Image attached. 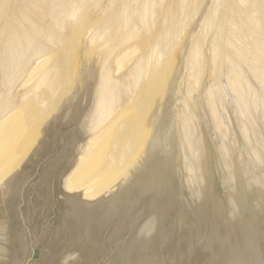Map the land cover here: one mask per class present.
Masks as SVG:
<instances>
[{"label":"water","instance_id":"water-1","mask_svg":"<svg viewBox=\"0 0 264 264\" xmlns=\"http://www.w3.org/2000/svg\"><path fill=\"white\" fill-rule=\"evenodd\" d=\"M96 78L61 106L0 184V264H264V184L242 176L233 152L229 188L223 178L219 184L203 135L196 197L185 189L175 73L142 123L139 141L157 120L163 126L132 176L95 199L63 190L84 141Z\"/></svg>","mask_w":264,"mask_h":264},{"label":"rangeland","instance_id":"rangeland-1","mask_svg":"<svg viewBox=\"0 0 264 264\" xmlns=\"http://www.w3.org/2000/svg\"><path fill=\"white\" fill-rule=\"evenodd\" d=\"M8 1H10V0H8ZM12 2H10V4H12L13 5V7L10 5V7H11V10H10V7L8 8V12H12V13H14V12H16V9L19 7V6H21L22 5V7H24V6H26L25 8L26 9H28V6H29V9L30 8H36L35 9V11L36 12H38V9L39 8H42V9H40V11L41 10H43V13L45 14V17H46V13H47V11H49L50 9L52 10L53 9V11H49L48 12V15H47V17H46V20H47V18H48V20L47 21H49V23L51 22V23H53L52 24V27L53 28H49V27H51V25L50 24H48L47 23V21L45 20L44 21V19H45V17H44V19H43V16H42V18H41V15H42V13H40V12H38L37 13V15L41 18V19H39V20H41V21H43V22H41L40 23V21L38 22V23H40V25L36 22V24H33V19L31 20L32 22H31V24H33L32 26L35 28V30L34 31H36V34H34L35 32L33 31V34H34V36L36 37V40H34V36L32 37L31 36V38H30V42L29 43H31L32 41V45L31 44H29L27 41H25V37L24 36H22L23 34L22 33H24L25 34V36L27 37V35L26 34H28V31H29V33L30 34H28V36L29 35H33L32 34V29H34V28H30L31 26H29L28 28H30L31 29V32H30V30L28 29L27 30V27L26 28H24V27H22V24L20 23L21 22V20H14V23L12 24V22H11V25H13V27H14V25L17 23V21H19L18 23H17V26H15V27H20V28H24V29H22V33H21V30L20 31H18V34L19 35H21L22 37H23V43H25V42H27V43H25L24 45L25 46H27L28 44V48H29V46H30V48H29V50H27L26 49V51H27V53H26V51H24V53L25 54H30V53H32V52H30L29 53V51H33V53H34V50H35V47H36V45H38V47L40 48V46L42 45L43 46V49H42V46H41V48L39 49L38 47L36 48V52L34 53L35 55H37V56H35L34 55V57L32 56L33 54H30L29 55V57H27V55H25L24 53L22 54L21 52H22V50H25L24 48L25 47H23V43L22 42H20L21 40H18V39H20V38H22L21 36H19L18 37V35H15L13 32H16L17 30V28H15L14 29V31L11 29H9L10 28V26H8V24L5 22V18L3 17V22H2V19H1V17H0V24L2 25V23L4 24L3 26H5V27H3L2 26V30L1 31H3L2 32V35H0V40L1 39H3V38H7L8 36H9V34L11 33L12 34V38H11V34H10V38L12 39V40H14L15 39V37L13 38V35L14 36H17L16 37V39H17V41H19V42H17V41H15V43H17L16 45H18L19 47L18 48H21V45H22V48L21 49H19V51H18V53L20 52L23 56H24V58L25 57H27L26 58V60L29 62H27V63H25L27 66H33V65H35L36 66V68H35V70H37V64H36V61H37V57L39 58V60H40V58L42 57V56H44L43 54L45 53L47 56V60L45 61V59H44V57H42L41 58V60L42 59H44V63L41 65V64H38L40 67V69L38 68V70L37 71H35V72H39L40 74L38 75V73H37V75L35 74V72H34V76H32V78L29 80V83H28V86L26 85V86H22V87H20L19 85H15L16 87H14V88H9V89H12V97L14 96H18V95H21V96H18V98H20L19 99V101L17 102V103H15V104H11V105H13V107H14V105H16V106H18L19 107V105H20V108H17L16 106H15V109L17 108L18 109V111H20V112H25V111H21L22 109H23V104H24V102H22V100H21V97L24 95L25 96V94H26V91L31 87H33V85H35L36 86V84H37V86L39 85V83L42 81V80H45L46 78H49V77H52L51 78V80L54 78L53 76H51L52 75V73H53V71H54V67H55V65H56V63H57V61H58V57L57 56H55V57H53V55H51V54H49V55H51V57H49L48 56V53H52V52H50V51H55L56 50V48H60V47H62L64 50L66 49V51H68L69 52V54H68V57H69V60L71 59V61L72 62H69L68 61V58H67V60H64V62L63 63H61V61L60 62H58L57 64H59V66L61 65V67L60 68H62L63 70H64V68H71V69H73V73L75 74H78V76H79V72L81 71L80 69H81V67L83 66V67H88L87 69L89 70V67H91V65L92 66H97V69L99 70V69H105L106 67H108L109 65L111 66L112 64L110 63V62H112L113 63V65H114V68H112L113 67V65H112V71L109 69V67L107 68V70H109V71H111V72H109V71H107V70H105V72L104 71H101V75H98V76H96L97 77V80H96V82H95V87H94V92H93V97H92V99H94V100H91V104H92V102H94L95 104H96V106H95V108H93V109H96V110H99V108H100V110H99V113L101 112V115L99 114V116H100V119H99V121L101 120V122H97V125H99L98 123H101L100 124V126H96V124H94L95 126H96V128L97 127H99V129H100V127H101V125L103 126L102 127V130H101V132H100V130L97 128V134H95V133H93V131L92 130H94V129H96V128H94L93 129V127H92V129H88L89 127H90V125H88L87 123H89L88 121H90V120H87V123L85 124V125H87L88 127H87V129H85L86 131H85V137H84V141H85V143H84V141H83V145L81 146V149H79L78 150V153H77V159H78V157H80V151H82V152H85V154L88 156L86 159H85V162H83L84 164L82 165V166H78V168L72 173V176H71V179H72V183H73V185L70 187V189H68L69 191L68 192H74V191H78V190H81L82 191V194H81V197L83 198V199H88V200H90V199H95L96 197H98L99 195H101V194H103L104 196H106V195H108V194H110L111 192H113L114 190H116V188L115 187H117L118 186V188H119V184H120V186L122 185V183H121V180L120 179H122L123 177L122 176H124V175H126L129 171H132V173H134L136 170H135V168H138V166L140 165V161L142 162V160H143V157H145V156H143L144 154H146V152L148 151V149L145 151V153L144 152H142V150H140V149H136V148H134V147H132V145H135V144H132L133 143V141H135L136 140V136H134V138H132L133 136L132 135H135L136 134V132H134V134H133V132H132V130L134 129L133 128V124H134V126H136V129H137V132H138V130H140L141 129V126H142V123H140V120H141V118L139 117V113L141 112L140 111V109L141 110H144L145 108H149V107H151V106H149L148 107V105L147 104H150L151 105V102H153V98H157V95H158V98H160V99H158V103L160 104L161 103V97H160V95L162 94V88H163V86L161 85L162 84V81H163V85L164 84H166V80H168L169 79V76H171L172 74H174L173 72H175V74L177 75V84H176V89H175V96H176V94L177 93H179L178 91H181L182 90V85H181V83L179 82V78H180V75L178 74V71H179V73L181 74V75H183L184 73V69L182 70L181 69V67L183 68V64H185V50H186V44H187V42L186 41H184L185 40V38L187 37V36H189V34H191V33H195V34H199L200 35V38H201V35H202V33H204L203 35H204V37H203V35H202V41L204 40L205 41V39H206V33L207 34H209L208 35V39H209V41H208V43L207 42H201L203 45H202V47L200 48V46H199V48L200 49H198L199 50V53L198 54H196L197 53V51H196V53L195 54H193L192 53V51H191V53L193 54V55H195V57H196V55H197V57H198V55H202V54H200V50L204 47V46H207V47H209V45L212 47V48H215L216 47V50H220L219 52L220 53H218V55H217V57L215 58L216 59V61H218L217 62V65H219V66H222V67H225V64H226V66H228V68H226V69H228V70H226V71H224L223 73L222 72H218V75L219 76H217V74H216V76L218 77H214L213 78V81L211 80V82H210V80L208 81V79H206L205 81H206V84L207 83H209L210 82V86L208 85V88L209 87H211V89L213 90V97L212 98H214L213 100L215 101V102H217V104H215V105H217L216 106V108L218 107V111H217V113H215V114H219V112H220V114H221V116L219 115V120L221 119H223V121H224V123H228V124H226L227 125V127H228V125H229V128H226L227 130H228V133L227 132H222L223 131V129H224V127H222L221 125H218L219 126V128H220V126H221V128H222V131L220 130V129H218V126H215V124H217L216 123V121H214L215 122V124L212 122V117H210L209 115H210V113H209V110L207 109V107H206V104H205V107L202 105V99H203V94L202 93H200V95H201V97H200V95H199V87L201 86V85H203V83H202V81L205 79H201V80H199L200 81V83L199 82H197L198 83V86L199 87H197L198 88V90H197V88H196V86H194L195 88H196V90H195V88H194V90H192L193 92H191V90H190V92H188V93H190L189 95H187V93L185 94L186 96H187V98H184V96L185 95H183V98L186 100V102H188L189 104H190V102L192 103L193 101H192V99L194 100V101H196L197 103V105H195V106H197L196 108H198L199 106V108H205V111H204V109H203V111H202V109H197V111H199V110H201L200 112H201V119H200V121H201V125H202V127H203V133H201L202 132V127H201V125H200V123H198V122H200L199 121V116L197 117V115H199L198 113H197V115H196V117L194 116V114H196V112L194 111V108H195V106L192 108V106L194 105L193 103H192V105H190V106H187L188 108L189 107H191L192 109V111L190 112L191 114L188 116L187 114L189 113V111H187L186 110V108L184 107V110H183V107H182V110L183 111H185L186 110V113L184 112V114H186V116L188 117V120H189V118H190V120L192 119V115L195 117V122H194V120L192 121V122H188V120L187 119H185V121L186 122H188V124L190 125V123L191 124H198L200 127H201V129L199 128V126L198 125H196L197 126V128H196V126H195V128L197 129H194L193 127H194V125H193V127H192V129L193 130H196L198 133L200 132V134L201 135H205L206 136V139H207V143H208V146H209V150H210V154H211V157H212V161H213V165H214V171H215V173H216V176H217V179L219 180V184L220 185H223V179H224V182L226 183V185L229 187V188H232L233 187V184H232V180H231V177H230V175H231V173H232V164H231V158H230V153L231 152H233V154L235 155V158H236V160H237V163H238V166H239V168H240V171H241V174H242V176L243 177H245V178H247V179H250V180H253V181H255V182H258V183H261V184H264V182H262L263 181V179H264V160H263V150L261 149V147H260V144H259V146H258V144H256V140H253V138H254V136H256L257 135V137H255L257 140L259 139V140H261V144L262 145H264L263 143H264V135H263V133H264V126H262V124L264 125V123H262L263 122V120H264V118H262L261 116H259L260 115V111H258V105L259 104H261V102L263 103L264 101V53L263 54H261V53H258V55H259V58L258 59H254V58H256V57H258L257 56V54H256V52H254V49H252L253 47H249L248 49H246V50H244L241 54H239V56H238V54H236V53H230V51H231V49L233 48V46L235 45H233L232 46V44H230V43H232V40L234 39V41H235V38H238V37H241V34L243 33H241V32H239V33H241V34H239V33H237V27L236 26H232L231 28H230V26L229 27H227L226 29H227V31H225L226 29H223V27H225V26H220V24L221 23H218L219 21H217V19H219V20H222V18H224L227 14H228V12H229V9H230V7L229 6H232L233 7V5H232V3L234 4V3H236V0H233L232 2H230L231 0H223L222 1V3H221V5L224 3V5H222L221 6V8H222V12H221V15H220V13H219V10L221 9L220 8V5H219V9H216V14H215V12L213 13V14H211V12H208V8H207V6H212L213 7V5H212V3L211 2H209L210 0H204L203 1V3H207V5H206V3L205 4H203L202 3V0L200 1V0H192V2L190 1V2H186V1H188V0H180V2L182 1L184 4H185V2H186V4H185V6H184V4H181V3H179L177 0H171V2L172 1H174V3H176V7H175V5L173 4V5H171L172 6V8H174V9H178V6L180 5V7L182 6V10L184 9V11H185V9H186V13H185V15L187 16V18H188V22L186 21L187 19L185 18V27H184V25H182V26H180V28H178L177 26V28L180 30H178V29H176V27H175V25H173L174 27H172V26H170V21H171V19H170V17H168L167 18V16H166V22H167V26H166V31H167V33H168V35H171L172 37H174V39L171 37V40H170V36L169 37H166V38H164V41H162V43L163 44H161L160 46H163V50H165L164 52H163V58L162 59H159L158 61H157V59H153L152 60V64L151 63H147L146 65L144 64L141 68H136V76H137V79H136V82H137V80H139V85L138 84H136V85H138L137 86V89L136 88H134V87H136V85L134 84V82L135 81H133V80H135L134 78H132V81L131 80H129L128 81V79H131L129 76L127 77L126 75H127V73H128V70H130V68L132 69L133 67H134V63L136 62V60L135 59H137V58H140L141 56H143V54H144V50H145V52H146V50H147V48H148V50L150 49L149 47H147L148 46V44H147V40H148V37L150 36V34H148V35H145V32L144 33H141L142 35H143V37H142V40L140 39L141 37H139L138 39H140V40H137V39H133L131 36V39H132V41H133V43L132 42H130L131 40L128 38V42H129V48H128V46H126L128 43H127V41H126V39H125V43L123 42V46H121L120 48H119V50H121L122 49V51H119L118 49H116L117 50V52H116V50L115 51H113L114 53V55L113 56H111V55H109L110 57H108V55L106 54V57L105 58H103L102 59V55H104V52L105 51H107V49H108V47L110 48L111 46H116L117 45V41L116 40H114V41H111V39L109 38L110 36L109 35H112V36H114V37H122L123 36V34H124V32L125 31H127L126 29L125 30H122V31H120V33H119V35L120 36H118V33L117 32H119V30H113L112 28V30L110 29V28H108L107 30H106V32H107V35H105L106 34V32H105V34H104V36H101V37H99V36H97V35H93V37L91 38V40L92 41H90L91 42V44H89V46L87 45V43H85V41L83 40V38H85L86 36L84 35L86 32H88V28L89 27H91L90 25H94V24H101L100 23V21H103V19L105 20L107 17H110V16H113L114 14L116 15V13H115V11L114 10H118L119 8H118V4L120 3H123L124 1H126V0H119V3H118V0H102L101 2H100V0H97V1H99V5H98V3H96V0H95V2H94V0H91L92 2V4H94V8L93 9H96L97 8V10H96V12L94 11H90L92 8V4L90 5L89 3H90V0H86L85 1V3H84V1H82V2H78V0H32L31 2H30V0H21L22 1V3L23 4H20L19 2L20 1H18V0H15V2H13L14 0H11ZM33 1H34V3H33ZM55 1H57V2H55ZM114 1H115V3H114ZM167 1V2H166ZM194 1V2H193ZM200 1V2H199ZM225 1H227V2H225ZM238 1V0H237ZM260 1V0H259ZM259 1L257 0L255 3H256V6L257 7H260L259 5H261L262 3H264V0H261V1H263V2H261L260 1V3H259ZM17 2H18V4H17ZM25 2H26V4H25ZM27 2L29 3L28 4V6H27ZM63 2V3H62ZM74 2H77V3H75L74 4ZM113 4H112V3ZM166 2V3H165ZM169 0H164L161 4L163 5V3H164V5H163V7L164 6H167V5H169ZM239 2V1H238ZM253 2V1H252ZM14 3H16V6H14L15 4ZM31 3L34 5H31ZM82 3V4H81ZM84 3V4H83ZM87 3V4H86ZM168 3V4H167ZM190 3H192V4H190ZM200 3V4H199ZM226 3V4H225ZM39 4V6H37ZM53 4H54V6H53ZM64 4V5H63ZM86 4V5H85ZM91 6L90 8H89V5ZM101 4H102V6H101ZM112 4V5H111ZM120 4H119V6H120ZM166 4V5H165ZM178 4V5H177ZM187 4H188V6H187ZM209 4V5H208ZM228 4V5H227ZM229 4H231V5H229ZM240 4V3H239ZM259 4V5H258ZM17 5H19V6H17ZM40 5H42L41 7H40ZM58 5V6H57ZM60 5V6H59ZM63 5V6H62ZM84 5L86 6V7H84ZM98 5V6H97ZM193 5H194V8H192L193 7ZM198 5V6H197ZM200 5V6H199ZM204 5V7H202ZM227 5V6H226ZM263 5V4H262ZM68 6H70L72 9H73V11H75V10H77V11H75V12H77L78 13V10L80 9V11L79 12H81V9H82V7H83V10H82V12L84 11L85 12V18H87V19H85L84 21H83V19H84V16H83V18H82V16H78V18L80 19V18H82V19H80V24H81V26H80V24H79V21H78V19H77V16H74L73 14H74V12L72 13V15L71 14H69V13H61L60 14V12H63V10H64V8L65 7H68ZM75 6V7H74ZM78 6V7H77ZM97 6V7H96ZM109 6H112L111 8H112V10H111V8L109 7ZM197 6V7H196ZM226 6V7H225ZM15 7V8H14ZM44 7V8H43ZM61 7V8H60ZM81 7V8H80ZM89 9H88V8ZM116 7V8H115ZM184 7V8H183ZM186 7V8H185ZM6 8V7H5ZM4 8V9H5ZM31 9L30 10V12H31V14L33 13V14H35V15H33L35 18L37 17L36 16V12L35 11H32V10H34V9ZM48 8V9H47ZM63 8V9H62ZM84 8H86L85 10H84ZM101 8V9H100ZM107 8V9H106ZM171 8V7H170ZM226 8V10H227V12H223V10ZM47 9V10H46ZM59 9L61 10L60 12H59ZM92 9V10H93ZM99 9V10H98ZM199 9V10H198ZM205 9V10H204ZM257 9V8H256ZM101 10V11H100ZM116 10V11H117ZM168 10H170V9H168ZM173 9H171V11H172ZM191 10V11H190ZM232 10V9H231ZM18 11V10H17ZM46 11V12H45ZM114 12V14H113V12ZM174 11V10H173ZM205 11H206V15H207V17H208V15H214V17L212 18V19H214L213 21H215V22H213V21H211V23H213V24H211V23H209V22H207V24L209 25V27H208V25L205 23V21H203L204 20V18H202V17H205V19H208V20H210L209 18H206V15L204 14L205 13ZM225 11V10H224ZM257 11H260V9L258 8V10ZM256 10H254L253 11V13L254 14H256V16L257 17H260V15L258 14L259 12H257ZM53 13V15L51 14L50 15V13ZM109 12H110V14H109ZM155 12H157V11H153L152 13H151V16L152 17H155L157 14H155ZM187 12H189V15H188V13ZM196 12V13H195ZM204 12V13H203ZM208 12V13H207ZM59 15H58V14ZM113 15H112V14ZM224 13V14H223ZM43 14V15H44ZM63 14V15H62ZM79 14V13H78ZM77 14V15H78ZM192 14H193V17H192ZM253 14V15H254ZM56 15H58L60 18V20H61V24H60V26H59V22L58 21H60V20H58L57 22H56ZM61 15V16H60ZM137 15V14H136ZM169 15V14H168ZM223 15V16H222ZM225 15V16H224ZM49 16H51L50 17V19L51 18H53L52 20H50L49 19ZM216 16V17H215ZM221 16V17H220ZM252 17V24H253V22H254V26H247V27H249V31H250V29L251 30H253V28L256 26V25H258V24H260V26L262 25V26H264V22H263V20H262V22L260 23L259 22V20H260V18H257V17ZM63 17V18H62ZM70 17H73L74 18V20H72V23H71V19L72 18H70ZM75 17H76V19H75ZM91 17V18H90ZM106 17V18H105ZM190 17V18H189ZM55 18V19H54ZM204 22H200L201 20ZM211 18V17H210ZM255 18V19H254ZM13 19H14V17H13ZM12 19V20H13ZM17 19H19V18H17ZM57 19H58V17H57ZM170 19V20H169ZM254 19V20H253ZM36 20H37V18H36ZM77 21V23L76 22H74V21ZM82 20V21H81ZM7 21V20H6ZM15 21H16V23H15ZM169 21V22H168ZM223 21V20H222ZM45 22V23H44ZM62 22L64 23L63 25H62ZM73 22H74V24H73ZM82 22H84V24H82ZM187 22V23H186ZM6 23V24H5ZM75 23H76V25H75ZM201 23H203L204 25H202ZM218 23V24H217ZM258 23V24H257ZM19 24H21V25H19ZM42 24H44V25H42ZM46 24V25H45ZM71 24H73V25H75V26H73V33H71L70 32V30H72L71 28ZM187 24V25H186ZM217 24V25H216ZM249 24H251V22H249ZM256 24V25H255ZM10 25V24H9ZM30 25V24H29ZM39 25V26H38ZM49 25V26H48ZM54 25V26H53ZM78 25H79V27L80 28H78V30H76L75 31V28L76 27H78ZM219 25V26H218ZM8 26V27H7ZM36 26H37V28L39 29V31H38V29H36ZM44 26V27H43ZM68 26H69V31H68ZM204 26V27H203ZM217 26V27H216ZM42 27H43V29H42ZM71 27V28H70ZM161 27V26H160ZM159 27V28H160ZM169 27V28H168ZM188 27V28H187ZM214 27V28H213ZM222 27V28H221ZM234 27V29H236V30H232V28ZM20 28H18V29H20ZM171 28V29H170ZM174 28V29H173ZM206 28H208V29H206ZM211 30H210V29ZM217 28V29H216ZM218 28H220L219 30H218ZM228 28L229 29H231V30H228ZM49 29H50V31H49ZM54 29H55V31H54ZM110 29V30H109ZM170 30V32L172 31H174V32H176L177 33V31H178V34L180 33L182 36V38L180 39L181 41L179 42V45L178 46H176L177 47V49L175 48V46H173L176 50H177V52H176V50L173 52V50H174V48L171 46V45H174V43L173 44H168L167 46H166V44L165 43H167L166 41H167V39L169 38V40H168V43H172L171 41L173 40V41H175V39H176V33L174 34V32L172 33H170L169 34V30ZM205 29V30H204ZM222 29V30H221ZM6 30H8V31H6ZM51 30H52V32H51ZM176 30V31H175ZM207 30V31H206ZM215 30V31H214ZM27 31V32H26ZM43 31V32H42ZM46 31V32H45ZM51 32V33H49V32ZM59 31V32H58ZM63 31V32H62ZM67 31V32H66ZM92 30H90L89 32H88V35H87V38H88V36H92V34H94V32H91ZM101 31V30H100ZM110 31V32H109ZM214 33H213V32ZM229 31V32H228ZM232 31V32H231ZM236 31V32H235ZM40 32L42 33V34H40ZM48 32V33H47ZM62 32V33H61ZM69 32V33H68ZM78 32V33H77ZM191 32V33H190ZM210 32V33H209ZM218 32V34H216ZM8 34V36H7V34ZM43 33H45V34H49L50 36L49 37H52V35H53V37L51 38L52 40H49V38H48V40H46V42H50L49 44L48 43H46L45 41H43L44 40V37H42V35L43 36H45V34H43ZM60 33H61V35H60ZM66 33H68V34H66ZM77 33V34H76ZM121 33H123L122 34V36H121ZM213 33V34H212ZM223 33V34H222ZM231 33V34H230ZM251 33V35L253 34L252 32H248V34H247V29H246V32H245V34H247L248 36H249V34ZM260 33H263V32H260ZM259 33V34H260ZM1 34V33H0ZM4 34H5V36H4ZM37 34H38V37H39V39H37L38 37H37ZM40 34V35H39ZM147 34V33H146ZM158 34H161V33H158ZM173 34H174V36H173ZM229 34L231 35L230 36V39L229 40H231V38H232V40H231V42L230 43H228L229 41H227V43H228V45H229V47L227 46V43H226V38H227V35H228V37H229ZM232 34H233V36H235V34H236V36L233 38L232 37ZM244 34V33H243ZM243 34H242V36H243ZM245 34H244V36H245ZM258 34V37H259V40H261L262 38H264V34H262V37H260V35ZM64 35H65V37H64ZM71 35V37H69V36ZM78 35V36H77ZM117 35V36H116ZM167 35V34H166ZM167 35V36H168ZM211 35L215 38L214 40H212L211 41ZM226 35V36H225ZM251 35L249 36V37H251ZM1 36H3V38H1ZM57 36V37H56ZM84 36V37H83ZM141 36V35H140ZM147 36V37H146ZM243 36V37H244ZM8 37V38H9ZM66 37H67V39L68 40H66ZM138 37V36H137ZM137 37H135V38H137ZM254 37V36H253ZM32 38H33V40H32ZM41 38V39H40ZM58 38V39H57ZM65 38V39H64ZM145 38H147L146 39V43H145ZM218 38H219V40H218ZM244 38H248V37H244ZM261 38V39H260ZM11 39H7L8 41H6V45L8 46L9 44H8V42L9 43H12V46L15 44L14 43V41L12 42V40ZM15 39V40H16ZM45 39H46V37H45ZM105 39V40H104ZM183 39V40H182ZM217 39V40H216ZM240 39H242V37L240 38ZM240 39H238V40H240ZM9 40H11V41H9ZM27 40H28V38H27ZM40 42V43H42L41 45H40V43L39 44H36V42L38 43V41ZM41 40H42V42H41ZM85 40H86V38H85ZM103 40V41H102ZM237 40V39H236ZM25 41V42H24ZM29 41V40H28ZM34 41H36L35 42V44H34ZM116 41V42H115ZM214 41V42H213ZM215 41H216V44H215ZM262 41V40H261ZM263 41H264V39H263ZM262 41V42H263ZM1 42V41H0ZM95 42V43H94ZM59 43V44H58ZM65 43V44H64ZM127 43V44H126ZM211 43H213L212 45H211ZM34 44V45H33ZM52 44V45H51ZM55 44V45H54ZM126 44V45H125ZM151 44H152V42H151ZM219 44H221V45H219ZM16 45H14V46H16ZM60 45V46H59ZM66 45V46H65ZM133 45V46H132ZM263 45H264V43L262 44V45H260L259 47H263ZM11 46V44L9 45V47ZM31 46H33V47H31ZM186 46V47H185ZM221 46V47H220ZM230 46H232L231 48H230ZM8 47V48H9ZM26 47V48H27ZM65 47H67V48H65ZM89 47V48H88ZM151 47H152V45H151ZM171 47V48H170ZM211 47H209V48H211ZM219 47V48H218ZM224 47V48H223ZM17 48V49H18ZM218 48V49H217ZM42 49V50H41ZM128 49V50H127ZM129 49H130V52H128L129 51ZM167 49V50H166ZM171 49H173L172 51H171ZM222 49V50H221ZM229 49V50H228ZM21 50V51H20ZM38 50V51H37ZM94 51V52H92V51ZM126 50V51H125ZM225 50V51H224ZM263 50V52H264V48L262 49ZM47 51V52H46ZM49 51V52H48ZM53 51V52H54ZM89 51H90V53H89ZM171 53H170V52ZM222 51V52H221ZM40 52V53H39ZM87 52H88V54H87ZM96 52H97V54H98V56H100L101 57V61L103 62V64H105L104 66H101V65H103V64H101V62H99V61H96L95 60V64H94V61L92 62L91 61V56H90V54L92 55V53H93V55L95 54V55H97L96 54ZM115 52H116V56H115ZM120 52V53H119ZM128 54H127V53ZM142 52H143V54H142ZM169 52V53H168ZM245 52H247V53H245ZM249 52V53H248ZM19 53V54H20ZM168 53V54H167ZM222 53V54H221ZM227 53V55H229L230 57L228 58V60L229 59H231L230 60V62H228L227 60H226V58L227 57H225L224 55ZM253 53H255L256 55H255V57L254 58H249L251 61H250V64L248 63V61H249V59L247 58V61L245 62V61H240V58L243 56V55H247V56H250L251 57V54H253ZM18 54V56L19 57H15L16 59L17 58H20V55ZM83 54V55H82ZM111 54V53H110ZM123 54H125L124 56H123ZM130 54H131V57H130ZM133 54V55H132ZM137 54V55H136ZM172 54V55H171ZM183 54H184V56H183ZM220 54H221V56H220ZM224 54V55H223ZM261 54V55H260ZM14 55H16V54H14ZM21 55V56H22ZM40 55V56H39ZM55 55V54H54ZM122 55V56H121ZM166 55V56H165ZM191 55V54H190ZM223 55V56H222ZM13 56V55H12ZM12 56H10V58L12 57ZM30 56H32L31 58H30ZM73 56V57H72ZM136 56V57H135ZM165 56V57H164ZM244 56V57H245ZM14 57V56H13ZM108 57V58H107ZM114 57V58H113ZM120 57V58H119ZM128 57L130 58V60L128 59ZM222 57V58H221ZM32 59V60H30V59ZM49 58V59H48ZM112 58V60H115V61H111L110 59ZM122 58V59H121ZM127 58V59H126ZM135 58V59H134ZM183 58V59H182ZM219 58V59H218ZM223 58H225V59H223ZM261 58V59H260ZM35 59V60H34ZM57 59V60H56ZM89 59H90V61H89ZM105 59V60H104ZM108 61H107V60ZM126 59L130 64H131V62L133 61V60H131V59H134V62H133V65L131 64H126L127 62L126 61H124V60ZM197 59V58H196ZM215 59L214 60H207L206 62H204V63H202V65H201V67L200 68H198V71H200L199 69H201V71H205V69L206 68H208V66H210L211 64H213L214 63V61H215ZM218 59V60H217ZM223 59V60H222ZM34 60V61H33ZM38 60V62L40 63V61ZM80 60V61H79ZM104 60V61H103ZM118 60V61H117ZM120 60L121 61H123L124 62V64H123V62H120ZM54 61V62H53ZM74 61V62H73ZM87 61V62H86ZM106 61V62H105ZM182 61H184L183 62V64H182ZM197 61V60H196ZM216 61H215V64H216ZM221 61V62H220ZM222 61H223V63H222ZM239 61V62H238ZM24 62H25V59H24ZM37 62V63H38ZM99 62V63H98ZM114 62H117L116 64L114 63ZM126 62V63H125ZM156 62H157V64H156ZM168 62L170 63L169 64V66L168 67H165L166 66V64L168 65ZM220 62V63H219ZM227 62V63H226ZM80 63V64H79ZM106 63H108V64H106ZM122 65H121V64ZM166 63V64H165ZM207 63V64H206ZM219 63V64H218ZM230 63V64H229ZM52 64V65H51ZM64 64V65H63ZM101 64V65H100ZM121 65L120 67H118V66H116V65ZM160 64V65H159ZM227 64H229V65H227ZM51 65V66H50ZM98 65L99 66H101L100 68H98ZM108 65V66H107ZM206 65H208V66H206ZM230 65H231V67H230ZM236 65V66H235ZM34 66V67H35ZM53 66V67H52ZM64 66H66V67H64ZM133 66V67H132ZM176 66V67H175ZM218 66V67H219ZM257 67V69L255 68V71L253 70L254 69V67ZM261 66V67H260ZM263 66V67H262ZM48 67V68H47ZM103 67V68H102ZM105 67V68H104ZM173 67V68H172ZM237 67V68H236ZM94 68V67H93ZM119 68V69H118ZM176 68V69H175ZM96 69V70H97ZM138 69V70H137ZM141 69V70H140ZM231 69V70H230ZM67 70V72H68V69H66ZM94 70H95V68H94ZM95 70V71H96ZM97 70V71H98ZM99 71V72H100ZM127 71V72H126ZM140 71V72H139ZM141 71H142V73H141ZM145 71V72H144ZM152 73V74H154L155 75V80H153L152 78L154 77H152L150 80V82H148V80H149V74L148 73H150V72ZM183 71V72H182ZM229 73H228V72ZM231 71V72H230ZM88 72V71H87ZM90 72V71H89ZM105 74H104V73ZM109 72V74H110V77H109V79L107 80L106 79V77L107 76H105L106 75V73H108ZM126 72V73H125ZM24 73V72H23ZM22 73V74H23ZM43 73V74H42ZM96 73V72H95ZM103 73V74H102ZM113 73V74H112ZM141 73V74H140ZM156 73V74H155ZM183 73V74H182ZM22 74H20V77H23V75L25 76L26 75V73H24L23 75ZM82 74V73H81ZM87 74H89V73H87ZM97 74V73H96ZM115 74V75H114ZM139 74H140V76H139ZM145 74V75H144ZM171 74V75H170ZM224 74V75H223ZM227 74V76H225ZM10 75L11 76V78L14 80V81H12V79L11 78H9V80H8V76ZM83 75V74H82ZM86 75V72H84V76ZM117 75V76H116ZM6 76H7V80H6ZM84 76H83V78H84ZM102 76V77H101ZM105 76V78L103 79V77ZM114 76H116L115 78H113ZM17 77V76H16ZM19 77V76H18ZM98 77H101L100 78V80H99V78ZM120 77L121 78H123V82L121 83V85L119 86V85H116V81H118V79H120ZM158 79H160V80H158ZM160 77H164L165 79H163L162 78V81H161V78ZM206 78H207V76H205ZM2 78V77H1ZM1 78H0V81H2L1 80ZM15 77H13V75H11V74H6L5 75V78H2L3 80H5V82L4 83H6V81L7 82H9L8 84H10V86H11V84L13 83V82H15V79H14ZM37 78V79H36ZM56 79H57V77H55ZM83 78L78 82V85H76V88L78 89L77 90V92H73V90L72 89H74L75 88V86H72L71 87V85L73 84H71V83H69L68 84V87L66 88V89H68L69 87L71 88V89H68L69 91L71 90V92H73V94L71 93L70 95H69V93H67L66 94V92H69L68 90H66V92H65V94H64V96H68V98L69 99H71V98H73L75 95H77V93L82 89V87H83V85L85 84V83H83ZM202 78H203V76H202ZM212 78V77H211ZM234 78V79H233ZM22 78H20L19 80H21ZM36 79V80H35ZM40 79V80H39ZM105 79H106V81H105ZM156 79H157V81H156ZM18 80V83L20 82ZM32 80V81H31ZM164 80H165V82H164ZM234 80H236L235 82H236V87H235V84H234V82L233 81ZM17 81V80H16ZM56 81H58V80H55L54 79V82H55V86H59V84H60V79H59V81L58 82H56ZM98 81V82H97ZM108 81V82H107ZM110 81V82H109ZM208 81V82H207ZM3 82V81H2ZM12 82V83H11ZM112 82V83H111ZM115 84H114V83ZM131 82V83H130ZM161 82V83H160ZM179 82V83H178ZM213 82V83H212ZM233 83L234 85L232 86V84H231V86L229 85V83ZM1 83V82H0ZM17 83V82H16ZM58 85H57V84ZM83 83V84H82ZM127 83H129L130 85L129 86H126V84ZM133 83V84H132ZM153 83H155V84H153ZM2 84V83H1ZM7 83H6V85H8ZM160 86H158V85ZM100 85V87H98ZM157 85V86H156ZM177 85H178V87H177ZM206 85V86H207ZM1 87H5V88H0V95H4V93H6V94H8V90L7 91H5L6 90V88L9 86H3V85H0ZM19 86V87H18ZM180 86H181V88H180ZM215 86H216V88H215ZM238 86V87H237ZM247 86V87H246ZM26 87V88H25ZM57 87H53L52 89H51V91H48V90H46L45 92H42L40 95H41V101H44V97L46 96H49V93H50V95L51 94H53V90L54 91H57ZM115 87H118L119 89L117 90H115L114 92H109L110 91V89H112V88H115ZM125 87H127L126 89H125ZM152 87H154L153 89H152ZM232 87H234L235 89H239L240 87V89L238 90V91H236V90H234V88H233V90H234V92L236 91V94H237V98H238V100H237V98H235V95H233V90L231 89ZM245 89V91H250V92H245L244 91V89ZM23 88V89H22ZM63 88V87H62ZM149 88V89H148ZM161 88V89H160ZM179 88V89H178ZM2 89V90H1ZM56 89V90H55ZM122 89H123V92H122ZM134 89H136V90H134ZM152 91H151V90ZM181 89V90H180ZM220 89V91H218ZM232 91H231V90ZM4 90V91H3ZM22 90H24L23 92H22ZM129 90H130V92H129ZM151 92H150V91ZM154 90V91H153ZM157 90H159V92H157ZM161 90V91H160ZM219 94V95H221L222 96V98H221V96H219L217 93H215V91ZM241 90V92H240V95H241V100H242V102H245L244 103V105L245 106H247L246 107V109H245V111H243V109L245 108V106L243 107V105H241V102H240V98H239V91ZM244 92H243V91ZM1 91L2 92H4V93H1ZM105 91V92H104ZM132 91V92H131ZM135 91V92H134ZM147 91H148V93H147ZM156 91V92H155ZM196 91H199L198 92V95H199V97H200V100H201V105H200V101H199V104H198V101L196 100V99H198L199 100V97L197 98V92ZM222 91V92H221ZM254 91V92H253ZM104 92V93H103ZM108 92V93H107ZM155 92V96L156 97H153V94L152 93H154ZM232 92V93H231ZM251 92H253V95H252V93ZM21 93V94H20ZM45 93V96H43V94ZM132 93H134V97L135 96H137V97H135V100L134 101H136V102H133V100H132V98H134L133 97V94ZM143 93V94H142ZM146 93V94H145ZM181 93V92H180ZM223 93V94H222ZM244 93H248V94H244ZM255 93V94H254ZM258 93V94H257ZM261 93V94H260ZM15 94V95H14ZM47 94V95H46ZM62 94V93H61ZM99 94H101V96L99 95ZM126 94V95H125ZM151 94V95H150ZM157 94V95H156ZM249 94H251V95H249ZM95 95H97V96H95ZM98 95L100 96V98H106V99H104L103 101H99V100H96V97H97V99H99V97H98ZM104 95H105V97H104ZM130 95H131V99L129 98L130 97ZM197 95V96H196ZM247 95H249V98L250 99H253V102H252V100H251V102H250V99H248L247 97V99L245 98V96H247ZM257 95L259 96V97H257ZM6 97H7V95H5ZM110 96V97H109ZM129 96V97H128ZM196 98H195V97ZM223 96H224V98H223ZM252 96H254L255 97V99H257L258 98V100H260V99H262L260 102L259 101H257V100H255L254 99V97L252 98ZM3 97V96H2ZM1 96H0V98H1V102L2 101H4L6 98H2ZM116 97V98H115ZM192 97V98H191ZM234 97V98H233ZM244 97V98H243ZM260 97H263V98H260ZM23 98V97H22ZM146 98L147 99H149V101L148 100H146ZM189 98V99H188ZM202 98V99H201ZM114 99V100H113ZM117 99V100H116ZM118 99H120L119 101H118ZM150 99H151V101H150ZM183 99V100H184ZM218 99L221 101V105L223 106V105H225L224 106V109L226 110L227 108H229L228 110H227V113H229V115L227 114V116H229L228 118L229 119H227V117H225L226 116V114H225V112H224V110H222L223 109V107L222 106H219L220 104H219V102H218ZM223 99V100H222ZM246 99V100H245ZM63 100V99H62ZM62 100H61V102H62ZM249 100V101H248ZM254 100H255V102L257 101V102H259V104L257 105V102H256V104H255V102H254ZM16 101V100H15ZM97 101V102H96ZM99 101V102H98ZM132 101V102H131ZM146 101V102H145ZM155 101V100H154ZM190 101V102H189ZM232 101V102H231ZM234 101H238V102H236V103H234ZM20 102V103H19ZM22 102V103H21ZM142 102H143V104H142ZM214 102V103H215ZM249 102V103H248ZM41 103H43V102H41ZM93 103V104H94ZM99 103V104H98ZM101 103V104H100ZM203 103H205V102H203ZM224 103V104H223ZM231 103H232V106H231ZM238 103V106L239 107H237V106H235V104H237ZM255 104V105H257V109H254L253 110V108L251 107V105H249V104ZM26 104L28 105V106H26ZM59 104H61L60 102H59ZM91 104H90V107H89V109L91 108ZM92 104V105H93ZM94 104V105H95ZM142 105V106H145L146 105V107H143L142 108V106H139V105ZM153 104V103H152ZM173 104H175L174 102H173ZM219 104V105H218ZM115 105V106H114ZM126 105V106H125ZM199 105V106H198ZM227 105H229L228 107H227ZM26 106V107H25ZM57 106H58V104H57ZM98 106H100V107H98ZM24 110L26 109L27 111L28 110H31V108L32 107H34L33 105H32V107H31V105L29 106V104H28V101L27 102H25V104H24ZM30 107V108H29ZM59 107V106H58ZM57 107V108H58ZM98 107V108H97ZM174 107V106H173ZM172 107V109H173V121H174V127H176L177 125H178V129H179V125H180V121H181V123L182 122H184V124H185V121H182V117H181V112L180 111H182L181 109L179 110V114H178V116H177V113H178V111H176V109H174ZM220 107H222V109L220 108ZM240 107H242L243 109H241ZM22 108V109H21ZM46 108V107H45ZM56 108V109H57ZM61 108V107H60ZM103 108V109H102ZM124 108V109H123ZM140 108V109H139ZM232 108V109H231ZM241 109V115L243 114V117H244V115H245V117H247L248 115H250V114H248V113H250V108H251V115L253 116H248V121H249V123H248V121L246 120L244 123L242 122V124H243V126L245 125L246 126V128L245 127H242L243 129H245L244 131H241V126L242 125H240V121H244L242 118V116L240 115V111H239V109ZM255 108H256V106H255ZM7 109V108H6ZM14 108H13V110H15ZM20 109V110H19ZM33 109V108H32ZM34 109H35V107H34ZM88 109V111H87V114H86V116L89 114L88 112L90 111V115H91V109L89 110ZM92 109V110H93ZM134 111H133V110ZM150 109V108H149ZM238 109V110H237ZM247 109H249V110H247ZM8 110L10 111V110H12L11 109V107H9L7 110H6V112H5V114L4 113H2V112H4L3 111V109H2V112L0 113V119L2 118V119H4V115H5V118L8 120L10 117H11V119H10V121H11V123L12 122H14V120L16 119V115H13V113L16 111H11L10 112V114H8ZM43 110H44V112H43ZM52 110V109H51ZM51 110H46V109H42V110H40L39 112H38V115H37V119H40V122L41 121H43L44 119L43 118H45L46 117V119H45V122L43 121V122H41L42 124L40 125H37V123L34 125V127L36 126H38L39 127V129H38V131H36L37 133H35V134H38V137L37 138H35L36 136H34V127H33V124H34V120L33 121H31V123H32V125H31V129H30V126H27V125H25V126H22V130H20L19 131V129H20V126H19V128L17 129V130H15L14 131V133H15V135H16V137H18V141L17 142H19V144H23V145H26V149H29L28 151L29 152H27V154H25V155H15V154H17V153H15L14 154V152H12V150H10L9 149V147H7V144H6V147H5V152L4 153H1L0 152V166H1V169L3 170V179L5 180L6 179V177L11 173V171H14V169H16V168H12L11 170H10V166H9V164L11 163V162H14L16 159H19V162H18V164L16 165L17 167L21 164V163H23L24 162V160L27 158V156L29 155V153L31 152V150L33 149V147H34V145L36 144V142H37V140H38V138L40 137V134L42 133V131H43V129L45 128V126H46V123H48V122H46V121H49L53 116V114H51L50 112H51ZM104 110V111H103ZM119 110V112L118 113H115V112H117ZM148 109H146V111H147ZM158 110H160V105H158ZM196 110V109H195ZM223 111V113H222V111ZM234 110V112H236V113H233L232 111ZM253 110V111H252ZM258 111V113L256 112V111ZM1 111V110H0ZM49 111V115L50 116H48V118H47V115H48V113H46V112H48ZM103 111V112H102ZM146 111H144L143 112V114H146L145 112ZM232 113H231V112ZM55 112H57V110L55 111ZM95 112H98V111H95ZM148 112V111H147ZM176 112V113H175ZM204 112V113H203ZM239 112V113H238ZM245 112H247V114H244ZM255 112V113H254ZM8 115H7V114ZM26 113V112H25ZM142 113V112H141ZM140 113V114H141ZM174 113H175V115H174ZM183 113V112H182ZM193 113V114H192ZM209 113V114H208ZM36 114H37V112H36ZM41 114V115H40ZM47 114V115H46ZM184 114H182V116L184 115ZM237 114V115H236ZM256 114H257V117H256ZM12 115V116H11ZM23 115V114H22ZM89 115V116H90ZM206 115V116H205ZM223 115V116H222ZM235 115V116H234ZM2 116V117H1ZM8 116H9V118H8ZM26 116V115H25ZM40 116V117H39ZM42 116V117H41ZM52 116V117H51ZM89 116H87L88 118H86V119H89ZM180 116V117H179ZM237 116V117H236ZM29 117H35V113H33V115L31 116V115H29ZM112 117V118H111ZM183 117H185V115L183 116ZM222 117V118H221ZM234 117H236V118H234ZM244 117V118H245ZM251 118V120H250V118ZM109 118V119H108ZM176 118V119H175ZM179 118V119H178ZM255 119L254 121H255V123H254V121L252 122V119ZM259 118V119H258ZM260 118H262V119H260ZM43 119V120H42ZM49 119V120H48ZM86 119H85V121H86ZM116 120L115 121V123L114 124H111L112 123V120ZM139 120V122H138V124H136L135 125V123H132V122H136L137 123V121ZM178 119V120H177ZM196 119L198 120L197 122H196ZM240 119V120H239ZM245 119H247V118H245ZM111 120V121H110ZM113 120V121H114ZM126 120V121H125ZM203 120H204V122H203ZM214 120V119H213ZM229 120V121H228ZM238 120H239V122H238ZM261 120V121H260ZM9 121V120H8ZM18 121V120H17ZM39 121V120H38ZM105 121H108L107 123H109L110 122V124H105L104 122ZM209 121V122H208ZM222 121V122H223ZM37 122V121H36ZM221 121L219 122L218 121V123L219 124H221L222 123ZM248 124H247V123ZM118 123V124H117ZM128 123V124H127ZM213 123V124H212ZM251 123H253L252 125H251ZM104 124L106 125V126H104ZM120 124H124L125 126H126V124H127V126H129V127H124L123 128V130H122V133L124 134V132L126 133L128 130H130V132H132V134H130V132H129V134L127 135V133H126V136H128V138H129V140H128V138L127 139H125V141L126 140H128V143H127V141H126V143H127V148L126 149H128V150H125L126 151V153H128L129 155H131L130 156V158H129V156L127 157V155L125 154V157L123 158H121V160H120V162L118 161V163H116V164H113V165H111L110 167L111 168H106V166H104L105 167V169H104V167H103V171L105 172H107V170H109V172L108 173H112V172H114L116 175H114V173H113V175L111 174H108V173H106L104 176H105V178H104V180L101 182V183H98V184H95V186H93V185H91L90 183L91 182H89V176L90 175H92V174H94V173H98V172H100L99 171V166H101L100 164H104V161L103 160H105V158H106V156L105 155H107V154H109L113 149H114V145L115 146H117V144H118V142H121V138H119V140L118 141H116L117 143L115 144L114 143V141H113V139L115 140V137H117V134H120L119 133V130L118 129H115V127L117 128V127H120L119 125ZM130 124H131V127H130ZM177 124V125H176ZM187 124V123H186ZM251 125V128H249V126ZM259 124V125H258ZM123 125V126H124ZM232 125V126H231ZM156 126H159V127H162L163 126V122H162V120H157L153 125H152V127L150 128L151 130H152V132H154L153 131V129H154V127H156ZM185 126H187V128H185ZM184 127L181 125V129L184 131V128H185V132H187V129L189 130L188 132H190V130H191V127H189L188 125H185ZM192 126V125H191ZM204 126H205V129L206 130H204ZM215 126V127H214ZM256 126H257V128H256ZM3 127H4V124H0V148L2 147V145H3V141H4V135H5V133L3 132ZM24 127V128H23ZM114 127V128H113ZM138 127V128H137ZM217 127V128H216ZM255 127V128H254ZM86 128V127H85ZM130 128H132V129H130ZM140 128V129H139ZM177 128H175V132L176 131H178V129ZM209 128V129H208ZM212 128V129H211ZM215 128H216V130L218 131V130H220V136L222 137H220L218 134H217V131L215 130ZM232 128V129H231ZM234 128V129H233ZM247 128H249V130L247 129ZM23 129H25L24 131H23ZM135 129V130H136ZM201 131H200V130ZM242 129V130H243ZM252 129H253V131H252ZM262 129V130H261ZM2 130V131H1ZM89 130V131H88ZM99 130V131H98ZM134 130V131H135ZM180 130V129H179ZM225 130V129H224ZM247 130H248V132H247ZM21 131H23V132H21ZM87 131L89 132V134L87 133ZM103 131V132H102ZM113 131V132H112ZM182 131V133H184ZM226 131V130H225ZM262 131H263V133H262ZM19 132V133H18ZM91 132L95 135V137L93 136V134H91ZM117 134H116V133ZM179 132H181V130L180 131H178V132H176V135L179 133ZM193 133V135H191V136H195L196 137V141H199V138H197V137H199V135H198V133L197 134H194L195 132L194 131H192ZM242 132H245L246 134V136H247V138H246V140H248V142L249 143H247V141L245 140V138H244V136L242 135ZM256 134H255V133ZM18 133V134H17ZM101 133H103V134H101ZM181 133V137L178 135L177 136V142H178V148H179V154H180V162H181V170H182V177H183V183H184V185H185V189H186V191H187V193H189V194H194V197H196V194H197V190H198V188H197V181H196V178H195V173H196V176L198 177V178H200V173H199V168H198V161H199V159H200V157H201V150H202V148L201 147H199V145H197L198 146V149H200L199 151H200V154H199V151H197L196 152V147H194V145H196L197 144V142L195 143V137H191L192 139H190V138H185V139H183V136L182 135H184V134H182ZM215 133L217 134V135H215ZM250 135H249V134ZM255 135H254V134ZM90 136V134H91V136H93V139L94 138H97L98 139V141L96 142V141H94L93 139H92V137H89L88 135ZM98 134H99V136H98ZM116 134V135H115ZM190 134H191V132H190ZM222 134V135H221ZM121 135V134H120ZM196 135H198V136H196ZM201 135H200V144L202 143L203 144V139H201ZM231 135V136H230ZM252 135V136H251ZM254 135V136H253ZM97 136V137H96ZM113 136V137H112ZM115 136V137H114ZM124 136V135H123ZM185 136V135H184ZM188 135L186 134V137H187ZM212 136V137H211ZM220 137V139H218L219 137ZM100 137H102L101 139H100ZM125 137V136H124ZM154 137V136H153ZM188 137H190V136H188ZM227 139H226V138ZM251 137H252V139H251ZM111 138H112V140H111ZM126 138V137H125ZM132 138V139H131ZM145 138H146V140H145ZM183 140H185V141H183ZM217 138V139H216ZM250 138V139H249ZM89 139V140H88ZM92 139V140H91ZM135 139V140H134ZM148 139H149V134H146V136L141 140V141H143V143H153V140L151 141V140H149L148 141ZM182 140V142H181V140ZM222 139V141H220V143H218L219 142V140H221ZM32 140V141H31ZM89 142H91V143H93V145H91V143H90V145H91V147L88 145V141ZM100 140H101V142H100ZM133 140V141H132ZM145 140V141H144ZM217 140H218V142H217ZM94 141V142H93ZM111 141H113V142H111ZM129 141L131 142V144L129 143ZM138 142H141V141H139V139L137 140ZM148 141V142H147ZM156 141V140H155ZM188 141H189V143H188ZM223 141H225V142H223ZM255 141V142H254ZM124 142V141H123ZM136 142V141H135ZM185 142H186V144H185ZM221 142H223V144L226 146V148H223L224 147V145H223V147L221 146ZM252 144H251V143ZM99 143H101V146H99L100 144ZM102 143H104V146H105V144L107 145V147H108V149H109V147H110V151H108V149H107V147L105 146V149H104V151H102L103 149H100V148H104V146H102ZM109 143V144H108ZM151 143V144H152ZM155 143L156 142H154L153 143V145H155ZM191 143H192V145H193V147H192V145H191ZM194 143V144H193ZM253 143H254V145H253ZM257 143H259V141H257ZM128 144H130V146H131V149H132V153L130 154V151L131 150H129V148H130V146L128 145ZM151 144H148V145H151ZM191 145V150H190V148H188V147H190V146H188V145ZM199 144V143H198ZM220 144V145H219ZM250 144V145H249ZM88 145V147H90V148H87L86 146ZM144 145V144H143ZM153 145H151V146H153ZM253 145V146H252ZM30 146V147H29ZM182 146H184V147H182ZM188 146V147H187ZM201 146V145H200ZM204 146V145H203ZM220 146H221V148H222V150H219V148H220ZM82 147H84V148H82ZM149 147V150H150V146H148ZM217 147H219V148H217ZM252 147H253V154H252ZM256 149H255V148ZM85 148H87V149H85ZM185 149V150H183V149ZM188 148V149H187ZM192 148H194V154H196V155H192V152H190V151H192ZM220 148V149H221ZM241 148V149H240ZM251 149V151H250V149ZM83 149V150H82ZM89 149V150H88ZM197 149V150H198ZM216 149H218V150H216ZM224 149H225V151H224ZM227 149V150H226ZM257 149L259 150L258 152L259 153H261V154H258L256 151H257ZM261 149V150H260ZM86 150V151H85ZM181 150H183V152L181 151ZM189 150V151H188ZM254 150H256V151H254ZM184 151H185V153H184ZM223 152V155L221 154L222 152ZM12 152V153H11ZM98 152V153H97ZM109 152V153H108ZM182 152V153H181ZM226 152V153H225ZM190 153V154H189ZM186 154V155H185ZM185 155V156H184ZM188 155V156H187ZM227 155H229V156H227ZM256 155V156H255ZM102 156V157H101ZM138 156V157H137ZM200 156V157H199ZM221 156V157H220ZM258 156V157H257ZM131 157H133V158H131ZM137 157V158H136ZM104 158V159H103ZM125 158H126V160H125ZM129 158V159H128ZM136 158V159H135ZM190 160H189V159ZM76 159V160H77ZM123 159V160H122ZM128 159V160H127ZM135 159V160H134ZM185 159H188V161H186ZM227 159V160H226ZM260 159V160H259ZM195 160H196V162H195ZM100 161H101V163H100ZM129 161H131V163L134 161L136 164H134V162H133V165L129 162ZM16 162V161H15ZM76 162V161H75ZM103 162V163H102ZM128 162H129V165L130 166H128L127 164H128ZM185 162V163H184ZM229 162V163H228ZM123 163H124V166H123ZM186 164V165H185ZM263 164V165H262ZM103 166V165H102ZM101 166V167H102ZM122 166V167H121ZM96 167V168H95ZM127 167V168H126ZM129 167H130V169H129ZM186 167V168H185ZM98 168V169H97ZM125 168V169H124ZM192 168V169H191ZM197 168H198V170H197ZM230 168V169H229ZM107 169V170H106ZM112 169V170H111ZM115 169H117V170H115ZM128 169V170H127ZM194 169V170H193ZM229 169V170H228ZM93 170V171H92ZM119 170H120V172H119ZM97 171V172H96ZM102 171V172H103ZM119 172V173H118ZM193 172V173H192ZM227 172H228V174H227ZM108 174V175H107ZM107 175V176H106ZM110 175V176H109ZM115 176V177H114ZM121 176V177H120ZM130 176V175H129ZM117 177V178H116ZM254 177V178H253ZM223 178V179H222ZM117 179H118V181H117ZM120 180V181H119ZM124 180L125 179H123L122 181H123V184H124ZM128 180V179H127ZM261 180V181H260ZM62 181H63V177H62V180H61V186H62V188H63V190L65 189V191H67V188L65 187V185H64V181H63V183H62ZM115 181H117V182H115ZM106 182V183H105ZM112 182H113V184H115V183H117V186H116V184L115 185H113L112 184ZM126 182V181H125ZM102 183L104 184V185H102ZM88 185H90V188H91V191L92 190H94V189H96L97 188V186H98V188L96 189V190H94L93 192L95 193L96 192V194H89V195H91L92 197H90L89 195V197L87 196L86 197V195L84 196V194H83V192H84V189L85 188H89V186ZM102 185V186H101ZM99 186L102 188L101 190L99 189ZM103 186H105L104 188H103ZM115 186V187H114ZM114 187V189H112ZM86 190V189H85ZM95 197V198H94Z\"/></svg>","mask_w":264,"mask_h":264},{"label":"bare ground","instance_id":"bare-ground-1","mask_svg":"<svg viewBox=\"0 0 264 264\" xmlns=\"http://www.w3.org/2000/svg\"><path fill=\"white\" fill-rule=\"evenodd\" d=\"M18 1H20L19 3L20 4H23L22 3V1L21 0H18ZM27 1V0H26ZM32 0H30V2H31ZM59 1V0H58ZM82 1H84V3H85V1L86 0H78V2H82ZM102 0H100V2H101ZM110 1V0H109ZM164 0H126V1H124L123 3H119V0H118V3L120 4V6H119V4H118V10L116 11V10H114L115 11V13H116V15L114 14V12H113V16H110V17H105L106 19L104 20L103 19V21H100V25L98 24H94V25H90L91 27H89L88 28V32L90 31V30H92L91 32H94V34H92V36H88V38H87V35H88V32H86L84 35L86 36L85 38H86V40H85V38H83V40L85 41V43H87V45L89 46V44H91V42L90 41H92L91 40V38L93 37V35H97V36H99V37H101V36H104V34H105V32H106V30L108 29V28H112L113 30H119V32H117L118 33V36H120L119 35V33H120V31H122V30H127V31H125L124 32V34L123 33H121V36H122V34H123V36L122 37H114V36H112V35H109L110 37V39H111V41H114V40H116L117 41V45L116 46H111L110 48L108 47V49H107V51H105L104 52V55H102V59L103 58H105L106 57V54L108 55H111V56H113L114 54V52L113 51H115L116 49H118L119 50V48L121 47V46H123V42L125 43L127 40H128V38L131 36L134 40L135 39H137V40H142V37H143V35L141 34V33H144L145 32V35H148V34H150V36L148 37V40H147V44H148V46L147 47H149L150 49L148 50V48H147V50H146V52H145V50L143 51L144 52V54H143V52H142V54H143V56H141L140 58H137V59H135L136 60V62L134 63V67L131 69L130 68V70H128V73H127V77L129 76L131 79H128V81L129 80H131L132 81V78H134L135 80H133V81H135L134 82V84L136 85V84H138L139 83V80H137V82H136V79H137V76H136V68H141L144 64L146 65L147 63H151L152 64V60L154 59H157V61L159 60V59H162L163 58V52L165 51V50H163V46H160L161 44H163L162 43V41H164V38H166V37H169L170 36V40H171V35H168V33H167V31H166V26L170 23V26H172V27H174L173 25H175V27L177 26L178 28H180V26H182V25H184V27H185V18L187 19L186 21L188 22V18H187V16L185 15V13H186V9H185V11H184V9L182 10V6L180 7V5L178 6V9L176 10V9H174V8H172V6L171 5H175V7H176V3H174V1H172L171 2V0H169V5H167V6H164L163 7V5H164V3H163V5L161 4L162 2H163ZM178 1V0H177ZM192 2V0H188V1H186L187 3L188 2ZM195 1V0H194ZM193 1V2H194ZM197 1V0H196ZM201 1V0H200ZM199 1V2H200ZM203 1L204 0H202V3H203ZM222 1L223 0H210L209 2H211L212 3V5H213V7L211 6H207V8H208V12H211V14H213L214 12H215V14H216V9H219V5H220V8H221V6L222 5H224V3L221 5V3H222ZM228 1V0H227ZM227 1H225V2H227ZM233 0H231L230 2H232ZM239 1V2H238ZM236 0V3H232V5H233V7L232 6H229L230 7V9H229V12H228V14L224 17V18H222V20H219V19H217V21H219L218 23H221L220 24V26H225V27H223V29H226L227 27H229L230 26V28L232 27V26H236L237 27V33H239V32H243L244 34H245V32H246V29H247V34H248V32H252L253 34L251 35V33L249 34V36L251 35V37H249L247 34H245V36H244V34H243V36L244 37H248V38H244L243 36H242V34L241 33H239V34H241V37H242V39H240L241 37H238V38H235V41H234V39L232 40V38H231V40H232V43H230L231 42V40H229L230 39V34H229V37H228V35H227V38H226V43H227V41H229L228 43H230V44H232V46H233V48L231 49V51H230V53L232 54V53H236V54H238V56H239V54H241L244 50H246V49H248L250 46L251 47H253L252 49H254V52H256V54H257V56L258 57H256V58H254L255 57V53H253V54H251V57L250 56H245V55H243L241 58H240V61H247V58L249 59V58H254L255 60L256 59H258L259 58V55H258V53H261V54H263L264 52H263V48H264V45H263V47H259L260 45H262L263 43H264V41H263V39L264 38H260L261 40H259V37H258V34L260 33V32H263V33H260L259 35H260V37H262V34H264V26H260V24H258V25H256L254 28H253V30H251L250 29V31H249V27H247L248 25L251 27V26H254L253 24H254V22H253V24H252V17H255L256 16V14H254L253 13V11L254 10H258V8L260 9V11H257V12H259L258 14L260 15V17H257V18H260V20H259V22L261 23L262 22V20H263V22H264V3H262L261 5H259L260 7H257L256 6V1L257 0ZM253 1V2H252ZM259 1V0H258ZM261 1V0H260ZM260 1H259V3H260ZM10 2H12L11 0L10 1H8V0H0V17H1V19H2V22H3V17L5 18L4 20H5V22L8 24V26H10V30L12 29L13 31H14V29L15 28H17L16 30V32H13L15 35H18V37L19 36H21L22 34V36H24L25 37V41H27L28 43L30 42V38H31V36L33 37L34 36V34H36V31H34L35 30V26L33 27L32 25L33 24H36V22L38 23L39 21H40V23L41 22H43V21H41V20H39V19H41L42 18V16H43V19H44V17H45V14L43 13V10H41L40 11V9H42V8H39L38 9V12H40V13H42V15H41V18L39 17L40 15V13L37 15V13L38 12H36L35 11V9L34 10H32V11H35L36 12V18H37V20H36V18L33 16V15H35V14H31V12H30V10L32 9V8H30L29 9V6H28V2H27V6H28V9H26L25 7L26 6H24V7H22V5L21 6H19V5H17V6H19L17 9H16V12H14V13H10V12H8V8L10 7V5L13 7V5L12 4H10ZM13 2H15V0L13 1ZM55 2H57V1H55ZM92 1L90 0V5L92 4L91 3ZM94 2H95V0H94ZM167 2V1H166ZM165 2V3H166ZM179 3H181V4H184L182 1L180 2V0L178 1ZM186 2H185V4H186ZM229 2V1H228ZM261 2H263V1H261ZM33 3H34V1H33ZM63 3V2H62ZM75 3H77V2H74V4ZM83 3V4H84ZM96 3H98V5L100 4L99 3V1H97L96 0ZM112 3V2H111ZM114 3H115V1H114ZM167 3V4H168ZM173 3V4H172ZM206 3V2H205ZM205 3H203V4H205ZM240 3V4H239ZM15 5L14 6H16V3H14ZM17 4H18V2H17ZM25 4H26V2H25ZM82 4V3H81ZM87 4V3H86ZM85 4V5H86ZM88 4V5H89ZM113 4V3H112ZM111 4V5H112ZM185 4H184V6H185ZM189 4V3H188ZM188 4H187V6H188ZM190 4H192V3H190ZM200 4V3H199ZM226 4V3H225ZM31 5H33L32 3H31ZM64 5V4H63ZM62 5V6H63ZM84 5V7H86ZM89 5V8L91 7L92 9L94 8L93 6H94V4H92L91 6ZM97 5V6H98ZM166 5V4H165ZM178 5V4H177ZM206 5H207V3H206ZM209 5V4H208ZM228 5V4H227ZM226 5V6H227ZM229 5H231V4H229ZM34 6V5H33ZM37 6H39V4L37 5ZM42 5H40V7H41ZM53 6H54V4H53ZM58 6V5H57ZM60 6V5H59ZM96 6V7H97ZM101 6H102V4H101ZM198 6V5H197ZM196 6V7H197ZM200 6V5H199ZM225 6V7H226ZM6 7V8H5ZM75 7V6H74ZM78 7V6H77ZM110 8L112 7V6H109ZM171 7V8H170ZM202 7H204V5L202 6ZM223 7V6H222ZM5 8V9H4ZM15 8V7H14ZM44 8V7H43ZM61 8V7H60ZM81 8V7H80ZM88 8V7H87ZM88 8V9H89ZM116 8V7H115ZM184 8V7H183ZM186 8V7H185ZM192 8H194V5H193V7ZM257 8V9H256ZM48 9V8H47ZM46 9V10H47ZM63 9V8H62ZM86 8H84V10H85ZM90 10V11H95L96 12V10H97V8L96 9H93V10ZM101 9V8H100ZM107 9V8H106ZM168 9H170V10H168ZM171 9H173L172 11H171ZM224 9V8H223ZM232 9V10H231ZM10 10H11V7H10ZM18 10V11H17ZM37 10V9H36ZM51 10V9H50ZM49 10V11H50ZM82 10H83V7H82V9H81V12H79L80 11V9L78 10V13L77 12H75V11H77V10H75V11H73V9L70 7V6H68V7H65L64 8V10H63V12H60L61 10L59 9V12H60V14L61 13H69V14H71L72 15V13L74 12V16H77V19H78V21H79V24H80V19H82L83 18V16H84V19H83V21L85 20V19H87V18H85V12L83 11L82 12ZM99 10V9H98ZM111 10H112V8H111ZM199 10V9H198ZM205 10V9H204ZM225 10V11H224ZM223 10V12L225 13V12H227V10H226V8ZM49 11H47V13H46V17H47V15H48V12ZM51 11H53V9L51 10ZM101 11V10H100ZM153 11H157V12H155V14H157L155 17H152L151 16V13L153 12ZM191 11V10H190ZM46 12V11H45ZM185 12V13H184ZM207 12V13H208ZM221 12H222V8L219 10V13H220V15H221ZM188 13V15H189V12H187ZM196 13V12H195ZM204 13V12H203ZM223 13V14H224ZM44 14V15H43ZM53 15V13L51 12L50 13V15ZM58 14V13H57ZM78 14V15H77ZM109 14H110V12H109ZM137 14V15H136ZM169 14V15H168ZM205 15H206V11H205V13H204ZM226 14V13H225ZM254 14V15H253ZM59 15V14H58ZM58 15H56L57 17H58V19H57V17H56V22L58 21V20H60L61 18L58 16ZM63 15V14H62ZM72 15V16H73ZM82 16V18H78V16ZM61 16V15H60ZM166 16H167V18L168 17H170V19H171V21L167 24V20H166ZM223 16V15H222ZM13 17H14V19H13ZM46 17H45V19H44V21L46 20ZM50 17L51 16H49V19H50ZM192 17H193V14H192ZM211 17V18H210ZM214 17V15H208V17H207V15H206V18H209L210 20H208V19H205V17H202V18H204V20L203 21H205V23L207 24V22H209V23H211V21H213L214 19H212ZM216 17V16H215ZM221 17V16H220ZM17 18H19V19H17ZM39 18V19H38ZM60 18V19H59ZM63 18V17H62ZM70 18H72L71 19V23H72V20H74V18L73 17H70ZM91 18V17H90ZM190 18V17H189ZM13 19V20H12ZM21 20V24H22V27H24V28H26L27 27V30L29 29L30 30V32H31V29L32 28H34V29H32V34H33V31L35 32L33 35H29L28 36V34H30L29 33V31H28V34H26L27 35V37L25 36V34L24 33H22V29H24V28H20V27H15V26H17V23L19 22V21H17V23H16V21H15V25H14V27H13V25H11V22H12V24L14 23V20ZM33 19V24H31V20ZM53 18H51L50 20H52ZM75 19H76V17H75ZM169 19V20H170ZM200 19V18H199ZM255 19V18H254ZM253 19V20H254ZM7 20V21H6ZM47 20H48V18H47ZM46 20V21H47ZM201 20V19H200ZM200 21V22H203V21ZM1 21V20H0ZM82 21V20H81ZM207 21V22H206ZM59 22V26H60V24H61V20L60 21H58ZM74 22H76L77 23V21L75 20ZM74 22H73V24H74ZM85 22V21H84ZM84 22H82V24H84ZM186 22V23H187ZM213 22H215V21H213ZM249 22H251V24H249ZM5 23V24H6ZM40 23H38L39 25H40ZM45 23V22H44ZM47 23L48 24H50L51 25V27H49V28H53L52 27V24L53 23H49V21H47ZM76 23H75V25H76ZM204 23V22H203ZM203 23H201L202 25H204ZM208 23V24H209ZM217 23V24H218ZM10 24V25H9ZM21 24H19V25H21ZM30 24V25H29ZM64 23L62 22V25H63ZM73 24H71V29L72 30H70L69 29V26H68V31L70 30V32L71 33H73L72 31L74 30L73 29V26H75V25H73ZM78 24V23H77ZM207 24V25H208ZM211 24H213V23H211ZM216 24V25H217ZM4 24L2 23V25L0 24V35H2V32L3 31H1L2 30V26H3ZM38 25V26H39ZM42 25H44V24H42ZM46 25V24H45ZM73 25V26H72ZM187 25V24H186ZM7 26V27H8ZM29 26H31L30 28H28ZM41 26V25H40ZM49 26V25H48ZM54 26V25H53ZM80 26H81V24H80ZM161 26V27H160ZM205 26V25H204ZM203 26V27H204ZM219 26V25H218ZM3 27H5V26H3ZM44 27V26H43ZM43 27H42V29H43ZM160 27V28H159ZM176 27V29H178ZM208 27H209V25H208ZM217 27V26H216ZM221 27V28H222ZM6 28V27H5ZM18 28H20V29H18ZM78 28H80L79 27V25H78V27H76L75 28V31L76 30H78ZM169 28V27H168ZM186 28V27H185ZM188 28V27H187ZM214 28V27H213ZM7 29V28H6ZM36 29H38L37 28V26H36ZM109 29V30H110ZM111 29V30H112ZM171 29V28H170ZM174 29V28H173ZM181 29V28H180ZM206 29H208V28H206ZM210 29V28H209ZM217 29V28H216ZM220 28H218V30H219ZM234 29V27L232 28V30ZM21 30V35H19L18 34V31H20ZM25 30V29H24ZM101 30V31H100ZM169 30V29H168ZM179 30V29H178ZM205 30V29H204ZM211 30V29H210ZM222 30V29H221ZM228 30H231V29H229L228 28ZM234 30H236V29H234ZM233 30V31H234ZM6 31H8V30H6ZM38 31H39V29H38ZM49 31H50V29H49ZM48 31V32H49ZM54 31H55V29H54ZM108 31V30H107ZM176 31V30H175ZM180 31V30H179ZM207 31V30H206ZM215 31V30H214ZM220 31V30H219ZM225 31H227V29L225 30ZM27 32V31H26ZM43 32V31H42ZM46 32V31H45ZM47 32V33H48ZM51 32H52V30H51ZM51 32H49V33H51ZM59 32V31H58ZM63 32V31H62ZM61 32V33H62ZM67 32V31H66ZM110 32V31H109ZM123 32V31H122ZM172 32V31H171ZM170 32V30H169V34L171 33ZM174 32V31H173ZM172 32V33H173ZM213 32V31H212ZM229 32V31H228ZM232 32V31H231ZM236 32V31H235ZM4 33V32H3ZM61 33H60V35H61ZM69 33V32H68ZM68 33H66V34H68ZM78 33V32H77ZM76 33V34H77ZM147 33V34H146ZM158 33H161V34H158ZM176 32H174V34H175ZM181 33V32H180ZM178 34V31H177V35H176V39H175V41H171L172 43H168V40H169V38L167 39V43H165L166 44V46L168 45V44H173L174 43V45H171L172 47L173 46H175V48L177 49V47L176 46H178L179 45V42L181 41L180 39L182 38L181 36V34ZM191 33V32H190ZM210 33V32H209ZM214 33V32H213ZM212 33V34H213ZM7 34V33H6ZM11 34V33H10ZM10 34H9V36H10ZM40 34H42L41 32H40ZM39 34V35H40ZM43 34H45V33H43ZM168 36H167V35ZM174 34H173V36H174ZM204 33H202V35H203ZM216 34H218V32L216 33ZM223 34V33H222ZM105 35H107V32H106V34ZM141 35V36H140ZM202 35H201V38H202ZM208 35L209 34H207L206 33V39H205V41L204 42H207L208 43V41H209V39H208ZM4 36H5V34H4ZM7 36H8V34H7ZM8 36V37H9ZM21 36V37H22ZM50 35L49 34H45V36H43L42 35V37H44V40L43 41H45L46 42V40H48V38H49V40H52L51 38L53 37V35H52V37H49ZM69 36V35H68ZM78 36V35H77ZM117 36V35H116ZM138 36V37H137ZM226 36V35H225ZM235 36H236V34H235ZM235 36H233V34H232V37L234 38ZM254 36V37H253ZM264 36V35H263ZM6 37V36H5ZM3 38V36H1V38H3V39H1L0 41V78L2 77V78H5V75L6 74H11V75H13V77H15L14 79H15V82H11L12 84H11V86H10V84H8L9 82H7L6 81V83L9 85H6V83H4L5 82V80H3L2 78H1V80L3 81H0L1 83H0V85H5L7 88H6V90L5 91H7L8 92V94H6V93H4V92H2L1 91V93H4V95H0L2 98H6L4 101H2L1 102V98H0V113L2 112V109H3V111L4 112H2V113H4L5 114V112H6V110L9 108V107H11V109L12 110H8V114H10V112L12 111H15L14 113H13V115H16V119L14 120V122H12L11 123V121H10V119H11V117L9 118V116H8V120L5 118V115L3 116L4 117V119H0V124L2 125V124H4V127H3V132L5 133V135H4V141H3V145H2V147L0 148V152L1 153H4L5 152V147H6V144H7V147H9V149L10 150H12V152H14V154L15 153H17V154H15V155H25V154H27V152H29L30 150V148L29 149H26L25 147H26V145H23V144H19V142H17L18 141V137H16V135H15V133H14V131L15 130H17L18 128H19V126H20V129H19V131L20 130H22L21 128H22V126H25V125H27V126H30V129H31V125H32V123H31V121H35L34 122V124H33V127H34V125L37 123V125H41L42 123L41 122H45V119H46V117L45 118H43L42 120L43 121H41L40 122V119H37L36 117H37V115H38V112L40 111V110H42L43 108L44 109H46V110H51V114H55L56 112V110L58 111L59 109H60V107L61 106H63L67 101H69L70 99L68 98V96L72 93L73 94V92H77V88H76V85H78V82L83 78V76H84V72H86V75L84 76V78H83V83H85L86 82V80L88 79V77L91 75V74H95L96 76H98V75H101L100 73H101V71H104L105 72V70H107V68L110 66H108V67H104L105 69L103 70H101V69H97V66H92L91 65V67H89V70L87 69L88 67H81V71L79 72L80 74H79V76H78V74H74L73 73V69H71L70 67L68 68H64V70L62 69V68H60L61 67V65L59 66V64H57L58 62H60L61 61V63H63L64 62V60H67V58H68V61L69 62H72L71 61V59L69 60V57H68V54H69V52L68 51H66V49L64 50L62 47H60V48H56V50L53 52V51H50V52H52V53H48V56L49 57H51V55H53V57H55V56H57L58 57V61H57V63H56V65H55V67H54V71H53V73H52V75L51 76H53L54 78L51 80V78L52 77H49V78H46L45 80H42L40 83H39V85L37 86V84H36V86L35 85H33V87L31 88H29L27 91H26V94H25V96L23 95L22 97H21V100H22V102H24V104H25V102H27L28 101V104H29V106L31 105V107H32V105L35 107V109H34V107H32L31 108V110H24V108L26 107V106H28L27 104H26V106L24 107V104H23V109L21 110V111H25L24 113L23 112H20V111H18V109L17 108H20V105H19V107L18 106H16V105H14V107H13V105H11V104H15V103H17L18 101H19V99L20 98H18V96H21V95H18L17 97L15 96H13L12 97V89H9V88H14V87H16L15 85H19L20 87H22V86H28V83H29V80L32 78V76H34V72L35 71H37L38 70V68L40 67L38 64H43L46 60H47V55L44 53L43 55L44 56H42V57H44V59H45V61H44V59H42L41 60V58H40V60H39V58L37 57V61H36V64H37V70H35V68H36V66L35 65H33V66H27L25 63H27L28 61L26 60V58L27 57H29V55L30 54H33L32 56L34 57V53L36 52V48L38 47V45H36V47H35V50H34V53H33V51L31 50V51H29V53L30 52H32V53H30V54H25L24 53V51H26V49L27 50H29V48H30V46H29V48L27 47L29 44H31L32 45V42L31 43H29L27 46H25L26 44L25 43H27V42H25V43H23L22 41L24 40L23 39V37L22 38H20V39H18V40H21L20 42H22L23 43V47H25L24 49L25 50H22V54L24 53L25 55H27V57H25L24 58V56L20 53H18V51H19V49H21L22 48V45H21V48H18L19 46V44L18 45H16L17 43H15V41H17V39H16V37L17 36H14L13 35V38L15 37V39L14 40H12L11 38H12V34H11V38L9 37V38ZM17 37V38H18ZM30 37V38H29ZM37 37H38V34H37ZM40 37V36H39ZM39 37L37 38V39H39ZM45 37H46V39H45ZM57 37V36H56ZM64 37H65V35H64ZM69 37H71V35L69 36ZM84 37V36H83ZM131 37L129 38L131 41L130 42H132L133 43V41H132V39H131ZM135 37H137V38H135ZM139 37H141L140 39H138ZM147 37V36H146ZM203 37H204V35H203ZM27 38H28V40H27ZM173 39H174V37H172ZM200 38V35L198 34H195V33H191V34H189V36H187L186 38H185V40L184 41H186L187 42V44H186V50H185V64H183V62L184 61H182V66H183V68L181 67V69L184 71H182L183 73V75H181L180 73H179V71H178V74L180 75V78H179V82L181 83V85H182V90L181 91H178L179 93H177L176 94V96L174 95V99H173V102L175 103V104H173V108L174 109H176V111H178V113H177V116H178V114H179V110L181 109L182 110V107H183V110H184V107L186 108V110L187 111H189V113L187 114L188 116L191 114L190 112L192 111L191 109L195 106V105H197L196 103V101H194L193 99H192V103L194 104L193 106H192V108L191 107H187V106H190V105H192V103L190 102V104L188 103V102H186V100L184 99V98H187V96L185 95L186 93H187V95H189L191 92H193L192 90H194V86H196V88L197 87H199L198 86V83L197 82H199L200 83V81L199 80H203L204 78V80L202 81V83H203V85H201L200 87H199V91H196L197 93V95H198V92H199V95H200V93H202L203 94V99H202V101L203 102H205V103H203L202 102V105L205 107V104H206V107H207V109L209 110V113H210V117H212L213 119H212V122L215 124V122L214 121H216V123L217 124H215V126H218V125H223L222 127H224V129L226 130H224L223 129V131H222V128H221V126H220V128H219V126H218V129H220L222 132H227L228 133V130L226 129V128H229V125H228V127H227V125L226 124H228V123H224V121H223V119L221 120H219V115L221 116V114H220V112H219V114L217 115V114H215V113H217V111H218V107L216 108V106L217 105H215V104H217V102H215L213 99L214 98H212L213 96V90L211 89V87H209L208 88V85L210 84V82H211V80L213 81V78L216 76V74H217V76H219L218 75V72H224V71H226V70H228V69H226V68H228V66H226V64H225V67H222V66H219L220 64V62L218 63L219 65H217V62L218 61H216V57H217V55H218V53H220L219 51L220 50H216V47L215 48H212L210 45H209V47H211V48H209V47H207V46H204L201 50H200V54H202V55H198V57H197V55H196V57H195V55H193V54H195L196 53V51H197V53L196 54H198L199 53V50L198 49H200L201 47H202V43L201 42H203L202 41V39ZM211 41L212 40H214L215 38L211 35ZM229 38V39H228ZM7 39H11L12 40V42L14 41V45H16V46H12V43H9L8 42V44L10 45L11 44V46L9 47V45L7 46L5 43H6V41H8ZM41 39V38H40ZM58 39V38H57ZM65 39V38H64ZM125 39H126V41H125ZM146 39L147 38H145V43H146ZM237 39V40H236ZM238 39H240V40H238ZM6 40V41H5ZM11 40H9V41H11ZM32 40H33V38H32ZM34 40H36V37L34 36ZM48 40V41H49ZM66 40H68L67 39V37H66ZM105 40V39H104ZM169 40V41H170ZM183 40V39H182ZM217 40V39H216ZM218 40H219V38H218ZM38 41V40H37ZM103 41V40H102ZM115 41V42H116ZM129 41V40H128ZM127 41V45L126 46H128V48L130 47L129 46V42ZM17 42H19V41H17ZM35 42L36 41H34V44H35ZM41 42H42V40H41ZM151 42H152V44H151ZM214 42V41H213ZM40 42L38 41V43L36 42V44H39ZM46 43H48V42H46ZM50 43V42H49ZM48 43V44H49ZM95 43V42H94ZM228 43H227V46L229 47V45H228ZM25 44V45H24ZM33 44V45H34ZM42 43H40V45H41ZM59 44V43H58ZM65 44V43H64ZM213 43H211V45H212ZM215 44H216V41H215ZM52 45V44H51ZM55 45V44H54ZM151 45H152V47H151ZM201 45V46H200ZM219 45H221V44H219ZM42 46V45H41ZM41 46H40V48H41ZM60 46V45H59ZM66 46V45H65ZM133 46V45H132ZM199 46H200V48H199ZM213 46V45H212ZM232 46H230V48L232 47ZM9 47V48H8ZM27 47V48H26ZM31 47H33V46H31ZM221 47V46H220ZM18 48V49H17ZM39 48V47H38ZM39 48V49H40ZM65 48H67V47H65ZM89 48V47H88ZM171 48V47H170ZM174 48V47H173ZM174 48V50L173 49H171V51L173 50V52L176 50ZM219 48V47H218ZM217 48V49H218ZM224 48V47H223ZM31 49V48H30ZM42 49H43V46H42ZM41 49V50H42ZM115 49V50H114ZM128 50V49H127ZM167 50V49H166ZM178 50V49H177ZM177 50H176V52H177ZM196 50V51H195ZM222 50V49H221ZM229 50V49H228ZM21 51V50H20ZM38 51V50H37ZM92 51V50H91ZM119 51H122V49L121 50H119ZM126 51V50H125ZM191 51H192V53H191ZM225 51V50H224ZM47 52V51H46ZM49 52V51H48ZM92 52H94V51H92ZM116 52H117V50H116ZM116 52H115V56H116ZM128 52H130V49H129V51ZM170 52V51H169ZM168 52V53H169ZM222 52V51H221ZM26 53H27V51H26ZM40 53V52H39ZM89 53H90V51H89ZM111 53V54H110ZM120 53V52H119ZM127 53V52H126ZM167 53V54H168ZM171 53V52H170ZM244 53V52H243ZM245 53H247V52H245ZM249 53V52H248ZM14 54H16V55H14ZM18 54L20 55V58H15L16 56L17 57H19L18 56ZM49 54H51V55H49ZM55 54V55H54ZM87 54H88V52H87ZM96 54H97V52H96ZM113 54V55H112ZM128 54V53H127ZM191 54V55H190ZM222 54V53H221ZM221 54H220V56H221ZM260 54V55H261ZM14 57H13V56ZM22 55V56H21ZM83 55V54H82ZM89 55V54H88ZM108 55V57H110ZM125 54H123V56H124ZM133 55V54H132ZM137 55V54H136ZM172 55V54H171ZM224 55V54H223ZM222 55V56H223ZM230 55V54H229ZM229 55H227V53L224 55L225 57H227L226 58V60L228 61V62H230V60L231 59H229L228 60V58L230 57ZM233 55V54H232ZM10 56H12L11 58H10ZM32 56H30V58L32 57ZM35 56H37V55H35ZM40 56V55H39ZM90 56H91V61L93 62L94 61V64H95V60L96 61H99V62H101V64H103V62L101 61V57L100 56H98V54L97 55H93V53H92V55L90 54ZM122 56V55H121ZM166 56V55H165ZM164 56V57H165ZM183 56H184V54H183ZM245 56V57H244ZM73 57V56H72ZM107 57V58H108ZM130 57H131V54H130ZM136 57V56H135ZM29 58V59H30ZM114 58V57H113ZM120 58V57H119ZM132 58V57H131ZM197 58V59H196ZM222 58V57H221ZM24 59H25V62H24ZM33 59V58H32ZM32 59H30V60H32ZM49 59V58H48ZM122 59V58H121ZM127 59V58H126ZM124 60V61H126L125 63L126 64H130L127 60ZM128 59L130 60V58L128 57ZM134 59H131V60H133L132 62H131V64L133 65V62H134ZM183 59V58H182ZM215 59V61H216V64H215V61H214V63L213 64H211L210 66H208V65H206V66H208V68H206L205 69V71H201V69H199L200 71H198V68H200L201 67V65H202V63H204V62H206L207 60H214ZM219 59V58H218ZM217 59V60H218ZM223 59H225V58H223ZM222 59V60H223ZM261 59V58H260ZM264 59V58H263ZM35 60V59H34ZM33 60V61H34ZM38 60L40 61V63L38 62ZM57 60V59H56ZM105 60V59H104ZM103 60V61H104ZM107 60V59H106ZM111 61H115V60H112V58L110 59ZM197 60V61H196ZM80 61V60H79ZM89 61H90V59H89ZM108 61V60H107ZM118 61V60H117ZM250 59H249V61H248V63L250 64ZM257 61V60H256ZM38 62V63H37ZM54 62V61H53ZM66 62V61H65ZM64 62V63H65ZM74 62V61H73ZM87 62V61H86ZM98 62V63H99ZM106 62V61H105ZM120 62H123V61H121L120 60ZM239 62V61H238ZM29 63V62H28ZM112 65H113V63L112 62H110ZM115 64L117 63V62H114ZM222 63H223V61H222ZM227 63V62H226ZM41 64V65H42ZM80 64V63H79ZM100 64V65H101ZM106 64H108V63H106ZM121 64V63H120ZM123 64H124V62H123ZM130 64V65H131ZM156 64H157V62H156ZM166 64V63H165ZM169 62H168V65L166 64V66L165 67H168L169 66ZM207 64V63H206ZM230 64V63H229ZM229 64H227V65H229ZM52 65V64H51ZM50 65V66H51ZM64 65V64H63ZM96 65V64H95ZM105 64H103V65H101V66H104ZM112 65L109 67V69L112 67ZM122 65V64H121ZM121 65H116V66H118V67H120ZM158 65V64H157ZM160 65V64H159ZM264 65V64H263ZM35 66V67H34ZM101 66H99L98 65V68H100ZM219 66V67H218ZM236 66V65H235ZM53 67V66H52ZM64 67H66V66H64ZM95 68V70H94V68ZM176 67V66H175ZM230 67H231V65H230ZM261 67V66H260ZM263 67V66H262ZM48 68V67H47ZM103 68V67H102ZM112 68H114V65H113V67ZM111 68V69H112ZM173 68V67H172ZM237 68V67H236ZM255 68L257 69V67L255 66L254 67V71H255ZM40 69V68H39ZM66 69H68V72H67V70ZM110 69V70H111ZM119 69V68H118ZM135 69V70H134ZM176 69V68H175ZM101 70V71H100ZM138 70V69H137ZM141 70V69H140ZM231 70V69H230ZM88 71V72H87ZM90 71V72H89ZM100 71V72H99ZM107 71H109V70H107ZM112 71V70H111ZM111 71H109V72H111ZM26 73V75L24 76L23 74L24 73ZM97 74H96V73ZM103 72V73H104ZM109 72L108 73H106V75L105 76H107L106 77V79L108 78L109 79V77H110V74H109ZM127 72V71H126ZM125 72V73H126ZM140 72V71H139ZM145 72V71H144ZM150 72V71H149ZM228 72V71H227ZM231 72V71H230ZM23 73V74H22ZM37 73H38V75L40 74L39 72H35V74L37 75ZM83 75H82V74ZM87 73H89V74H87ZM102 73V74H103ZM141 73H142V71H141ZM140 73V74H141ZM173 73H175V72H173ZM229 73V72H228ZM20 74H22L23 75V77H20ZM43 74V73H42ZM105 74V73H104ZM113 74V73H112ZM140 74H139V76H140ZM149 74V80H148V82H150L151 80V78L153 79V80H155V75L154 74H152L151 72L150 73H148ZM156 74V73H155ZM37 75V76H38ZM115 75V74H114ZM145 75V74H144ZM171 75V74H170ZM224 75V74H223ZM8 76V75H7ZM7 76H6V80H7ZM17 76V77H16ZM19 76V77H18ZM105 76L103 77V79L105 78ZM117 76V75H116ZM116 76H114L113 78H115ZM202 76H203V78H202ZM205 76H207V78L205 77ZM214 76V77H213ZM216 76V77H217ZM225 76H227V74L225 75ZM55 77H57V79L55 78ZM102 77V76H101ZM101 77H98L99 78V80H100V78ZM170 77V76H169ZM212 77V78H211ZM9 78H11V76L9 75L8 76V80H9ZM20 78H22L21 80H19ZM157 78V77H156ZM161 78V81H162V78L163 79H165L164 77H160ZM218 78V77H217ZM12 79V78H11ZM37 79V78H36ZM35 79V80H36ZM54 79L55 80H58L59 81V79L61 80L60 81V84H59V86L57 87V86H55V82H54ZM106 79H105V81H106ZM107 79V80H108ZM116 79V78H115ZM158 79V78H157ZM157 79H156V81H157ZM206 79H208V81L210 80V82L209 83H207L206 84ZM234 79V78H233ZM17 80V81H16ZM18 80L20 81L19 83H18ZM40 80V79H39ZM96 80H97V78H96ZM158 80H160V79H158ZM166 80V79H165ZM165 80H164V82H165ZM12 81H14L13 79H12ZM32 81V80H31ZM58 81H56V82H58ZM132 81V82H133ZM178 81V80H177ZM207 81V82H208ZM233 81V80H232ZM236 80H234L233 82H234V84H235V87H236V82H235ZM17 82V83H16ZM98 82V81H97ZM108 82V81H107ZM110 82V81H109ZM123 82V78H121L120 77V79H118V81H116V85H121V83ZM166 82H167V80H166ZM178 82V83H179ZM69 83H73L72 85H71V87L72 86H75V88L74 89H72L73 90V92H71V90L69 91L68 89H71L70 87L68 88V89H66L67 87H68V84ZM82 83V84H83ZM112 83V82H111ZM114 83V82H113ZM131 83V82H130ZM161 83V82H160ZM213 83V82H212ZM57 84V83H56ZM57 84V85H58ZM115 84V83H114ZM133 84V83H132ZM153 84H155V83H153ZM231 84H232V86L234 85L232 82L231 83H229V85L231 86ZM70 85V84H69ZM130 84L129 83H127L126 84V86H129ZM139 85V84H138ZM138 85H136V87H134V88H136L137 89V86ZM158 85V84H157ZM156 85V86H157ZM160 85V84H159ZM158 85V86H159ZM163 87H164V85H163V81H162V84H161ZM207 85V86H206ZM211 85V84H210ZM209 85V86H210ZM14 86V87H13ZM18 86V87H19ZM55 88V87H57L58 89H57V91H54L53 90V94H51L50 95V93H49V96H45V93L43 94V96H45L44 97V101H41V93L42 92H45L46 90H48V91H51V89L52 88ZM63 87V88H62ZM98 87H100V85L98 86ZM160 87V86H159ZM177 87H178V85H177ZM194 87V88H193ZM238 87V86H237ZM247 87V86H246ZM0 88H5V87H1L0 86ZM26 88V87H25ZM53 88V89H54ZM127 87H125V89H126ZM154 87H152V89H153ZM180 88H181V86H180ZM193 88V89H192ZM196 88H195V90H196ZM215 88H216V86H215ZM233 88L234 87H232L231 89L233 90ZM241 88V87H240ZM239 88V89H240ZM243 88V87H242ZM23 89V88H22ZM118 90L119 88L118 87H115V88H112V89H110V93L111 92H114L115 90ZM136 89H134V90H136ZM149 89V88H148ZM161 89V88H160ZM179 89V88H178ZM192 89V90H191ZM230 89V90H231ZM238 89V90H239ZM244 89V88H243ZM2 90V89H1ZM56 90V89H55ZM66 90H68L69 92H66ZM151 90V89H150ZM149 90V91H150ZM190 90H191V92H190ZM197 90H198V88H197ZM231 90V91H232ZM234 90H236V91H238L237 89H235L234 88ZM234 90H233V95H235L236 94V91L234 92ZM4 91V90H3ZM24 90H22V92H23ZM66 92V94L67 93H69V95L66 97V96H64V94H65V92ZM152 91V90H151ZM150 91V92H151ZM154 91V90H153ZM161 91V90H160ZM162 91H163V88H162ZM215 91V90H214ZM218 91H220V89L218 90ZM217 91V92H218ZM243 91V90H242ZM244 91H245V89H244ZM243 91V92H244ZM71 92V93H70ZM105 92V91H104ZM103 92V93H104ZM122 92H123V89H122ZM129 92H130V90H129ZM132 92V91H131ZM135 92V91H134ZM156 92V91H155ZM155 92L154 93H152L153 94V97H156L155 96ZM157 92H159V90H157ZM181 92V93H180ZM188 92H190V93H188ZM216 91H215V93H217ZM222 92V91H221ZM240 92H241V90L239 91V95H240ZM245 92H250L249 90L248 91H245ZM254 92V91H253ZM253 92H251L252 93V95H253ZM62 93V94H61ZM108 93V92H107ZM147 93H148V91H147ZM232 93V92H231ZM235 93V94H234ZM133 94V97H134V93H132ZM143 94V93H142ZM146 94V93H145ZM149 94V93H148ZM160 94V93H159ZM158 94V95H159ZM201 94V95H202ZM218 94V93H217ZM223 94V93H222ZM238 94V93H237ZM237 94L235 95V98H237L238 96H237ZM244 94H248V93H244ZM255 94V93H254ZM258 94V93H257ZM261 94V93H260ZM5 95H7V97L5 96ZM15 95V94H14ZM47 95V94H46ZM100 96H101V94H99ZM98 95V97H99V99H97V97H96V100H99L100 102L101 101H103L104 99H106V98H100V96ZM126 95V94H125ZM151 95V94H150ZM157 95V94H156ZM158 95H157V97H158ZM183 95H185L184 96V98H183ZM191 95V94H190ZM196 95V96H197ZM199 95L197 96V98L199 97ZM201 95H200V97H201ZM219 95V94H218ZM242 95V94H241ZM241 95L239 96V98L241 97ZM249 95H251V94H249ZM249 95H247V96H245V98L247 97L248 99H250L249 98ZM95 96H97V95H95ZM219 96H221V95H219ZM237 96V97H236ZM102 97V96H101ZM104 97H105V95H104ZM110 97V96H109ZM129 97V96H128ZM135 97H137V96H135ZM135 97L134 98H132V100H133V102H136V101H134L135 100ZM160 97H162V94L160 95ZM195 97V96H194ZM200 97H199V100L198 99H196L197 101H198V104H199V101H200V105H201V100H200ZM254 96H252V98H253ZM257 97H259L258 95H257ZM116 98V97H115ZM130 99H131V95H130V97H129ZM192 98V97H191ZM196 98V97H195ZM221 98H222V96H221ZM223 98H224V96H223ZM234 98V97H233ZM244 98V97H243ZM246 98V99H247ZM260 98H263V97H260ZM63 99V100H62ZM154 100H155V98H153ZM158 99H160V98H158ZM184 99V100H183ZM189 99V98H188ZM245 99V100H246ZM254 99H255V97H254ZM16 100V101H15ZM61 100H62V102H61ZM92 100H94V99H92ZM114 100V99H113ZM117 100V99H116ZM120 99H118V101H119ZM146 100H148L149 101V99H147L146 98ZM154 100H153V102H154ZM223 100V99H222ZM237 100H238V98H237ZM243 100V99H242ZM242 100H241V98H240V102H241V105H243V107L245 106L244 105V103L245 102H242ZM251 100H252V102H253V99H250V102H251ZM255 100H257V101H261L262 99H260V100H258V98L257 99H255ZM255 100H254V102H255ZM98 101V102H99ZM105 101V100H104ZM150 101H151V99H150ZM188 101V100H187ZM220 100L218 99V102H219ZM249 101V100H248ZM256 101V102H257ZM264 101V100H263ZM21 102V103H22ZM41 102H43V103H41ZM59 102L61 103V104H59ZM95 102V101H94ZM94 102H92V104L94 103ZM97 102V101H96ZM132 102V101H131ZM146 102V101H145ZM153 102H151V105L150 104H147L148 105V107L149 106H152V103ZM215 102V103H214ZM232 102V101H231ZM236 102H238V101H234V103H236ZM251 102V103H252ZM256 102H255V104H256ZM259 102H257V105L259 104ZM20 103V102H19ZM102 103V102H101ZM100 103V104H101ZM221 103V101L219 102V104ZM249 103V102H248ZM57 104H58V106H57ZM91 104V115H90V111L88 112L89 114L87 115V116H89V119H86V118H88L87 116L85 117V119H86V121H85V124L87 123V120H90V121H88L89 123H87L88 125H90V127L88 128L89 130L90 129H92V127H93V129L94 128H96V126H100V124L101 123H98L99 125H97V122H101V120L99 121V119H100V116H99V114L101 115V112L99 113V110H100V108H99V110H96V109H93V108H95V106H96V104L94 105H92ZM99 104V103H98ZM142 104H143V102H142ZM218 104V105H219ZM224 104V103H223ZM254 103L253 104H249V105H251V107L253 108V110L254 109H257V105H255ZM15 106L17 107L16 109H15ZM115 106V105H114ZM126 106V105H125ZM139 106H142L141 104L139 105ZM199 106V105H198ZM219 106H222L221 104L219 105ZM224 106L225 105H223L222 107H223V109H222V107H220L222 110H224V112H225V114H226V116L225 117H227V119H229L230 117L229 116H227V114L229 115V113H227V110L229 109V108H227L226 110L224 109ZM229 105H227V107H228ZM231 106H232V103H231ZM235 106H237V107H239L238 106V103L237 104H235ZM248 106V105H247ZM247 106H245V108L243 109L242 107H240L241 109H243V111H245V109H246V107ZM255 106H256V108H255ZM46 107V108H45ZM58 107V108H57ZM93 107V108H92ZM98 107H100V106H98ZM97 107V108H98ZM143 107H146V105L145 106H142V108ZM197 106H195V108H194V111L196 112V114H194V116L196 117V115H197V113L199 114H201V110H199V111H197V109L200 107H198V108H196ZM7 108V109H6ZM13 108L15 109V110H13ZM30 108V107H29ZM57 108V109H56ZM150 108V107H149ZM149 108H145L144 110H141L140 108V111L142 112H140L139 113V117L141 118V120H140V123H143V121H144V119H145V116L147 115V111H149ZM89 109V110H90ZM93 109V110H92ZM103 109V108H102ZM124 109V108H123ZM146 109H148L147 111H146ZM196 109V110H195ZM199 109H202V108H199ZM204 109V111H205V108H203ZM203 109H202V111H203ZM232 109V108H231ZM239 109V108H238ZM237 109V110H238ZM241 109H239V111H240V115H241V113L243 112H241ZM20 110V109H19ZM133 110V109H132ZM180 111L181 113V117H182V121H185V119H187L188 120V117L186 116V114H184V112L186 113V110L185 111ZM191 110V111H190ZM221 110V111H222ZM247 110H249V109H247ZM252 110V111H253ZM95 111H98V112H95ZM104 111V110H103ZM102 111V112H103ZM134 111V110H133ZM144 111H146L145 113L146 114H143V112ZM250 113H248V114H250V115H248V116H252L251 115V108H250ZM256 111V110H255ZM258 111H260V115L259 116H261L262 118H264V102L262 103L261 102V104H259L258 105ZM258 111H256L257 113H258ZM36 112H37V114H36ZM43 112H44V110H43ZM119 112V110L117 111V112H115V113H118ZM183 112V113H182ZM231 112V111H230ZM233 113H236V112H234V110L232 111ZM231 112V113H232ZM33 113H35V117H29V115H33ZM46 113H48V115H47V118H48V116H50L49 115V111L48 112H46ZM176 113V112H175ZM175 113H174V115H175ZM204 113V112H203ZM208 113V114H209ZM222 113H223V111H222ZM239 113V112H238ZM255 113V112H254ZM7 114V113H6ZM7 114V115H8ZM23 114V115H22ZM53 114V115H54ZM182 114H184L185 115V117H183L182 116ZM193 114V113H192ZM197 115V117L199 116V121H200V119H201V115ZM244 114H247V112H245ZM26 115V116H25ZM41 115V114H40ZM52 115V116H53ZM237 115V114H236ZM12 116V115H11ZM51 116V117H52ZM176 116V115H175ZM193 115H192V119L190 120V118H189V120H188V122H192L194 119H195V117H194ZM201 116V117H200ZM206 116V115H205ZM223 116V115H222ZM235 116V115H234ZM242 117H243V114L241 115ZM248 116L247 117H245V115H244V117L245 118H247V119H245L244 117L242 118L244 121H240L241 123H240V125H242L241 126V131H244L245 129H243L242 127H245L246 128V126L244 125L243 126V124H242V122L244 123L246 120L248 121ZM2 117V116H1ZM40 117V116H39ZM42 117V116H41ZM180 117V116H179ZM229 117V118H228ZM237 117V116H236ZM236 117H234V118H236ZM249 117V118H250ZM253 117V116H252ZM256 117H257V114H256ZM112 118V117H111ZM185 118V119H184ZM194 118V119H193ZM222 118V117H221ZM262 118H260V119H262ZM109 119V118H108ZM176 119V118H175ZM179 119V118H178ZM177 119V120H178ZM259 119V118H258ZM18 120V121H17ZM39 120V121H38ZM47 120V119H46ZM49 120V119H48ZM114 120V119H113ZM112 120V123L111 124H114L115 123V121L116 120H114L113 121ZM138 120V119H137ZM186 120V121H187ZM240 120V119H239ZM239 120H238V122H239ZM250 120H251V118H250ZM255 119L253 118L252 119V122L254 121ZM37 121V122H36ZM111 121V120H110ZM126 121V120H125ZM185 121V124H184V122H182L181 123V121H180V125H179V129L181 130V132H179L177 135H176V137L179 135H181V133H182V129H181V125L184 127L185 125H188L189 127H191V130H190V132H191V134H190V132H188L189 130V128L187 129V132H185L186 130H185V128H187V126H185V128H184V133H182V134H184V135H182L183 136V139H187V138H190V139H192L191 137H195V136H191V135H193L192 133V131H194L195 133L194 134H197L198 132L196 131L197 129V126L196 125H198V124H191L190 123V125L188 124V122H186ZM198 120L196 119V122H197ZM218 121L220 122H222L221 124H219L218 123ZM229 121V120H228ZM261 121V120H260ZM46 122H48V121H46ZM108 121H105L104 123L106 124ZM114 122V123H113ZM138 122H139V120L137 121V123L134 121V122H132V123H135V125L136 124H138ZM194 122H195V120H194ZM203 122H204V120H203ZM209 122V121H208ZM187 123V124H186ZM193 123V122H192ZM198 123H200V125H201V121L200 122H198ZM212 123V124H213ZM247 123V122H246ZM248 123H249V121H248ZM247 123V124H248ZM254 123H255V121H254ZM262 123H264V120H263V122ZM47 124V123H46ZM94 124H96V126L94 125ZM104 124V126H106ZM107 124H110V122L109 123H107ZM118 124V123H117ZM128 124V123H127ZM127 124H126V126L124 125H122V124H120L119 126L120 127H115V129H118L119 130V133L121 134H117L116 132V134H117V137H115V140L113 139V141H114V143L116 144L117 142L116 141H118L119 140V138H121L122 140H121V142H118V144H117V146H115L114 145V149L109 153V154H107V155H105L106 156V158H105V160H103L104 161V164H100L101 166H99V171L100 172H98L97 174L96 173H94V174H92V175H90L89 176V182H91L90 184L91 185H93V186H95V184H98V183H101L103 180H104V178H105V174L106 173H108L109 172V170H107V172L105 173L103 170L105 169V167L104 166H106V168H111L110 166L111 165H113V164H116V163H118V161L120 162V160H121V158L123 157H125V154L127 155V157L129 156V158H130V156L131 155H129L128 153H126V151L125 150H128V149H126L127 148V143H128V140H129V138H128V136H126V133H127V135L129 134V132H130V130H128L126 133L124 132V134L122 133V130H123V128L125 127H129V126H127ZM253 123H251V125H252ZM177 125V124H176ZM192 125V126H191ZM193 125H194V127H193ZM250 125V124H249ZM251 125L249 126V128H251ZM259 125V124H258ZM92 126V127H91ZM195 126H196V128H195ZM199 126V125H198ZM214 126V127H215ZM232 126V125H231ZM262 126H264L263 124H262ZM85 129H87V125H85ZM102 125H101V127H100V129H99V127H97L99 130H100V132H101V130H102ZM130 127H131V124H130ZM178 127V125L175 127V128H177ZM192 127L194 128V129H196V130H193L192 129ZM201 127H202V125H201ZM201 127L199 126V128L201 129ZM24 128V127H23ZM97 128L96 129H94V130H92L93 131V133H95V134H97ZM114 128V127H113ZM133 130H132V132H133V134H134V132H136V134L135 135H132L133 137L132 138H134V136H136V142L135 141H133V143L132 144H135V145H132V147H134V148H136V149H140V150H142V152H144L145 153V151L148 149V151L146 152V154H144L143 156H146L148 153H149V151L152 149V147L154 146L153 145V143L154 142H157V140H158V138H159V136H160V134H161V131H162V127H159V126H156V127H154V129H153V131L154 132H152V130L150 129L148 132H147V134H149V139H148V141L149 140H153V143L151 144V143H143V141H141V142H138L137 140H138V137H139V131L140 130H138V132H137V129H136V126H134V124H133ZM138 128V127H137ZM217 128V127H216ZM216 128H215V130H216ZM249 128H247L248 130H249ZM255 128V127H254ZM256 128H257V126H256ZM38 129H39V127L37 126H35L34 127V136H36L35 138H37L38 137V134H35V133H37L36 131H38ZM130 129H132V128H130ZM136 129V130H135ZM140 129V128H139ZM178 129V128H177ZM178 129V131H180ZM199 129V130H200ZM209 129V128H208ZM212 129V128H211ZM232 129V128H231ZM234 129V128H233ZM243 129V130H242ZM25 129H23V131H24ZM88 130V131H89ZM98 130V131H99ZM135 130V131H134ZM204 130H206L205 129V126H204ZM220 130H218L219 132H220ZM248 130H247V132H248ZM264 130V129H263ZM2 131V130H1ZM23 131H21V132H23ZM86 131V130H85ZM87 131V133L89 134V132ZM178 131H176V132H178ZM201 131V130H200ZM217 131V130H216ZM217 131V134L220 136V133ZM252 131H253V129H252ZM103 132V131H102ZM113 132V131H112ZM132 132H130V134H132ZM19 133V132H18ZM17 133V134H18ZM92 132H91V134H93ZM201 133H203V127H202V132ZM255 133V132H254ZM253 133V134H254ZM86 134V133H85ZM87 134V135H88ZM91 134H90V136L89 137H92V139H93V136L95 137V135L93 134V136H91ZM101 134H103V133H101ZM115 134V135H116ZM186 134L188 135V136H190V137H186ZM216 133H215V135H217ZM246 133L245 132H242V135L244 136V138H245V140H246V138H247V136L245 135ZM249 134V133H248ZM256 134V133H255ZM254 134V135H255ZM41 135V134H40ZM126 137H124V136ZM198 135H199V137H197V138H199V141H196L197 139H196V137H195V143L197 142V144L196 145H194V147H196L197 145H199V147H203L204 148V146H203V144L201 143L200 144V132L198 133ZM198 135H196V136H198ZM222 135V134H221ZM250 135V134H249ZM253 135V136H254ZM98 136H99V134H98ZM146 136V135H145ZM154 136V137H153ZM203 135H201V139H203V137H202ZM218 136V137H219ZM231 136V135H230ZM252 136V135H251ZM97 137V136H96ZM113 137V136H112ZM181 137V136H180ZM212 137V136H211ZM221 137V136H220ZM220 137L218 138V139H220ZM255 137H257V135L256 136H254V138H253V140H256V144H258V146H259V144H260V142L259 143H257V141H259V139L257 140ZM102 137H100V139H101ZM128 138V140H126L127 141V143H126V141H125V139H127ZM131 138V139H132ZM222 138V137H221ZM226 138V137H225ZM228 138V137H227ZM226 138V139H227ZM258 138V137H257ZM91 139V140H92ZM98 141V139L97 138H94L93 140L94 141H96V140ZM182 139V138H181ZM180 139V140H181ZM182 139V140H183ZM217 139V138H216ZM250 139V138H249ZM251 139H252V137H251ZM89 140V139H88ZM87 140V141H88ZM111 140H112V138H111ZM145 140H146V138H145ZM144 140V141H145ZM156 140V141H155ZM182 140H181V142H182ZM32 141V140H31ZM93 141V142H94ZM96 141V142H97ZM113 141H111V142H113ZM124 141V142H123ZM147 141V142H148ZM183 141H185V140H183ZM220 141H222V139L221 140H219V142H218V140H217V142L218 143H220ZM247 141V143H249L248 142V140H246ZM89 142V141H88ZM100 142H101V140H100ZM223 142H225V141H223ZM223 142H221V146L223 147ZM255 142V141H254ZM84 143H85V141H84ZM90 143L91 142H89L88 143V145L91 147V145H93V143H91V145H90ZM129 143L131 144V142L129 141ZM183 143V142H182ZM188 143H189V141H188ZM199 143V144H198ZM251 143V142H250ZM100 145L99 146H101V143H99ZM109 144V143H108ZM130 144H128L129 146H130ZM144 144V145H143ZM148 144H151V145H153V146H151V145H148ZM185 144H186V142H185ZM194 144V143H193ZM223 144V145H222ZM252 144V143H251ZM264 144V143H263ZM83 145V144H82ZM88 145L86 146L87 148H90V147H88ZM191 145H192V143H191ZM191 145L189 144L188 146H190V147H188V148H190V150H191ZM201 145V146H200ZM220 145V144H219ZM250 145V144H249ZM253 145H254V143H253ZM252 145V146H253ZM84 146V145H83ZM102 146H104V143H102ZM105 146L107 147V145L105 144ZM105 146H104V148H100V149H103L102 151H104V149H105ZM148 146H150V150H149V147ZM221 146H220V148H221ZM30 147V146H29ZM182 147H184V146H182ZM192 147H193V145H192ZM82 148H84V147H82ZM87 148H85V149H87ZM187 148V149H188ZM197 149H198V146L196 147ZM203 148H202V150H201V152H203ZM217 148H219V147H217ZM219 148V150H222V148L220 149ZM223 148H226V146L224 145V147ZM255 148V147H254ZM79 149H81V147L79 148ZM107 149H108V147H107ZM133 149V148H132ZM132 149H131V146H130V148H129V150H131L130 151V154L132 153ZM183 149V148H182ZM196 149V152L197 151H199L200 149H198L197 150ZM241 149V148H240ZM250 149V148H249ZM256 149V148H255ZM29 150V151H28ZM83 150V149H82ZM89 150V149H88ZM183 150H185V149H183ZM183 150H181L182 152H183ZM216 150H218V149H216ZM227 150V149H226ZM261 150V149H260ZM86 151V150H85ZM108 151H110V147H109V149H108ZM186 151V150H185ZM185 151H184V153H185ZM189 151V150H188ZM194 148H192V151H190V152H192V155L194 154ZM224 151H225V149H224ZM250 151H251V149H250ZM254 151H256V150H254ZM259 150L257 149V153L258 154H261V153H259L258 152ZM11 152V153H12ZM181 152V153H182ZM222 152V151H221ZM252 154H253V147H252ZM98 153V152H97ZM226 153V152H225ZM263 153V152H262ZM190 154V153H189ZM199 154H200V151H199ZM222 155H223V152L221 153ZM186 155V154H185ZM184 155V156H185ZM194 155H196V154H194ZM193 155V156H194ZM201 155H202V153H201ZM188 156V155H187ZM227 156H229V155H227ZM256 156V155H255ZM88 156L85 154V152H82V151H80V157H78V159L77 160H75L76 162L74 163V165L63 175V181H64V185H65V187L67 188V192L69 191L68 189H70V187L73 185V183H72V179H71V176H72V173L78 168V166H82L84 163L83 162H85V159L87 158ZM102 157V156H101ZM138 157V156H137ZM136 157V158H137ZM200 157V156H199ZM221 157V156H220ZM258 157V156H257ZM128 158V159H129ZM131 158H133V157H131ZM135 158V159H136ZM145 157H143V159H144ZM104 159V158H103ZM127 159V160H128ZM134 159V160H135ZM189 159V158H188ZM188 159H185L186 161H188ZM123 160V159H122ZM125 160H126V158H125ZM190 160V159H189ZM227 160V159H226ZM260 160V159H259ZM16 161V162H15ZM14 162H11L10 164H9V168H10V170L12 169V168H17V164H18V162H19V159H16ZM143 161V160H142ZM130 163H131V161H129ZM129 162H128V166H130L129 165ZM134 162V161H133ZM133 162L131 163L132 165H133ZM195 162H196V160H195ZM100 163H101V161H100ZM103 163V162H102ZM137 163V162H136ZM135 162H134V164H136ZM185 163V162H184ZM229 163V162H228ZM138 164V163H137ZM140 164H141V161H140ZM139 165V164H138ZM186 165V164H185ZM263 165V164H262ZM123 166H124V163H123ZM103 167H104V169H103ZM122 167V166H121ZM96 168V167H95ZM103 170H102V169ZM127 168V167H126ZM186 168V167H185ZM98 169V168H97ZM125 169V168H124ZM129 169H130V167H129ZM137 168H135V170H136ZM192 169V168H191ZM230 169V168H229ZM228 169V170H229ZM15 170V169H14ZM112 170V169H111ZM115 170H117V169H115ZM128 170V169H127ZM194 170V169H193ZM197 170H198V168H197ZM93 171V170H92ZM103 171V172H102ZM13 171H11V173H12ZM97 172V171H96ZM119 172H120V170H119ZM118 172V173H119ZM10 173V174H11ZM113 173L114 172H112V173H108V174H112L113 175ZM193 173V172H192ZM9 174V175H10ZM107 174V175H108ZM132 171H129L126 175H124V176H122L123 178L122 179H120L121 180V183H122V185H123V179H125L124 180V183H125V181H127V179H129L131 176H132ZM227 174H228V172H227ZM8 175V176H9ZM106 175V176H107ZM109 175V176H110ZM114 175H116L115 173H114ZM130 175V176H129ZM7 176V177H8ZM6 177V178H7ZM115 177V176H114ZM121 177V176H120ZM117 178V177H116ZM254 178V177H253ZM119 180V181H120ZM3 181H5L4 179H3V170L1 169V166H0V184L3 182ZM63 181H62V183H63ZM117 181H118V179H117ZM117 181H115V182H117ZM261 181V180H260ZM262 182H264V179H263V181ZM106 183V182H105ZM118 183V182H117ZM117 183H115L116 184V186H117ZM120 183V182H119ZM118 183V184H119ZM112 184H113V182H112ZM115 184H113V185H115ZM102 185H104L103 183H102ZM101 185V186H102ZM121 185V186H122ZM89 186V188H85L84 189V192H83V194H84V196L86 195V197L89 195V194H96V192L94 193L93 191L94 190H96L97 188H98V186H97V188L96 189H94V190H92L91 191V188H90V185H88ZM105 186H103V188H104ZM115 187V186H114ZM114 187L112 188V189H114ZM119 187H120V184H119ZM116 189L118 188V186L117 187H115ZM99 189L101 190L102 188L99 186ZM65 190V189H64ZM71 190V189H70ZM198 191V190H197ZM90 197H92L91 195H89ZM88 196V197H89ZM95 198V197H94Z\"/></svg>","mask_w":264,"mask_h":264}]
</instances>
